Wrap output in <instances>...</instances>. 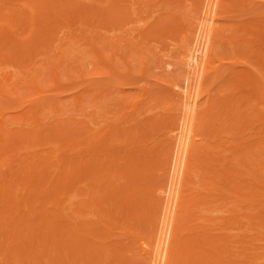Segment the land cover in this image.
<instances>
[{"label": "rangeland", "instance_id": "1", "mask_svg": "<svg viewBox=\"0 0 264 264\" xmlns=\"http://www.w3.org/2000/svg\"><path fill=\"white\" fill-rule=\"evenodd\" d=\"M2 1L3 0L0 1V7H1L0 8V24L9 25V23H10L9 32L11 34L10 33L5 34L6 31H4V33H1L3 35L4 34L6 35V37L4 36V38H6L7 41H5L3 36H1L0 38H3V39H0V40H2V41H0V47H2L1 42L5 41L4 43H7V44L5 45L6 48L3 49V47H2V51L0 52L3 54V56H4L3 58H5L4 60H1L4 62L0 63V73H3L5 76H7L8 73H12V75L18 74L21 77L20 78L21 81H18L20 83H18V84L16 83V85L11 84L10 83V82H12L11 80L12 79L14 80V78L11 77L9 82H7V84L10 83L11 86L10 87L7 86L8 91H6L7 88L5 87L6 88L4 90L5 94H2L5 96V98L0 93V108L3 111V112H0V116L2 118L3 113H4V115L6 114L5 117H9V120L7 121L8 124L5 121V119H3L4 117L2 119H0V120H2V122H4V124L6 123V125H5L6 127H4V128L0 127L1 128L0 129V135L2 137H4L3 138L4 140L9 139L10 135L13 134L12 131H14V133H15L16 130H18V129L22 130L23 129V131L27 130L28 132L30 130V131H32V133L34 132V134H35V131H38L37 133L39 135L41 134V131H42V134L40 136H42L44 132H45L44 135L51 133V134H49V136H51V137L46 135L45 140H47L48 137H49V140L50 139L52 140V141L50 140V142L48 144L47 141L44 142V139H43V142L47 143V144L42 146L41 143H43V142H40L42 140V138L39 141V143L38 142L36 143L37 140L34 141L33 144H36V145H32V143H30V145H27L26 143H28V141H27L28 139L26 140L25 136H24V139H22L21 142L19 140L18 143H14L16 141H13L11 139L13 141V143H10V145L11 144H13L14 146L17 145L18 148H20L21 145H23V146L25 145V147L23 148L24 150L19 149V150L23 151L22 153H20L21 157L20 156L16 157L15 153L13 155V150H15L14 149L15 147H13V148L11 146L7 147L8 149H6V151L10 152L11 157L8 158V156L5 155L6 158H4V160L2 158L3 162H2V160H0V166H1V168H0V185L2 186V190L4 187L2 184H4V185L7 184L8 186L4 187V190H5V188L8 187L9 188V190L7 188L8 192L12 193V191H11L12 186L13 187L15 185L17 186L18 184H16V183H19V182H17V180L18 181L22 180L25 183L26 182L24 179L25 177L22 178V177H17V176H20V174H23L26 171V170L22 171V169L24 168L23 167L24 164H25L24 166L26 167L28 172H30V173L34 172L35 173L36 170L38 169V167H36V165L33 166L31 164H32V161L36 164V162H35L36 159L39 162L40 161L42 162V160L47 159V160H45V162L43 161L41 163L42 165H40V168H44V171H46L48 169L49 171H46L45 175L47 174L50 177H55V179L57 177L56 175L59 174V176H60L59 178H61L62 180L59 179L60 181L56 185H58L59 187H61V185H62V188H64V186L67 185V184L65 185V183L68 182V179L70 180V178H66L65 176L71 175V174H65V176H64L63 171H65L67 169V172H68V169L70 170L72 163L74 166H76V165L83 166L85 164L87 165V163L88 164L91 163V164H93V167H96V168H98V167L104 168V166L106 165V167L108 169L106 167L105 168L108 171H110L109 170L110 167L113 166L112 163L116 164V162H117L116 165L118 166V164L121 165L123 162H125L124 163L125 165L124 164H122V165L124 166V168L126 166L125 170H127V173H128V166L130 165V163H132V161H134V160H138V161H134L135 167H134V162L132 163V165H130L131 167L129 166L131 168L130 171L133 170L132 172L134 174L131 172L133 174L132 175L129 172L130 176L129 175L127 176L126 175L127 173H126L125 175H122V176H124L123 178H121L122 176L120 177L118 175L120 178H117V180L119 179L118 181L122 182V185H121V183H118L117 184L119 186L118 187V186H116V182H118V181L115 180V181H113L114 183L110 181L112 183V185L115 184L113 186V188H111V189L106 188V186L110 184V183L108 184L107 180L109 181L110 179H112V177L110 176V173L107 176H110L111 178L106 176V172H108V171H106L105 174L102 173L101 176H103V177H101V176H98V175H100L98 173V171L96 173V170H98V169L93 168V170H95V175L98 174L96 176L99 177V179H96V181L98 180L97 182H93L94 179L93 180L90 179V178H92L93 175L92 176L89 175L90 178H89V176L86 175L88 178L86 177L85 179L83 178L84 180L82 179L83 181H79L77 177H78V175H82V173L80 174V171L78 172V169H77V167H81V166H77V167H75L76 168L75 170L78 172V174H76V177H75V173L74 174L72 173L73 174L72 177H75V179H77L79 181L77 184L76 190L77 189L85 190L87 192V194L85 196H83V195L80 196V195L75 194V191L72 189L73 190V191L71 190L72 194H73V192H74V194L73 195L71 194L70 195L71 197L68 194V196L70 198L67 199V196H65L66 198L64 200V199H62V198H64L63 196L62 197L58 196L62 200L63 205H61V204L58 205L56 203L51 204L49 202H46L47 206H51V205L55 204L56 206L55 205H53V206L58 210L56 212L60 211V214H68L70 216L73 214L72 212H75L76 207L77 208L80 207V209H82L83 206H85V204H88L87 202L89 200L88 199L89 196H91V199H93V197H94L95 200H97L98 204L99 203L103 204L104 202L105 203L107 202V198L109 197L108 196L107 198H105L107 195H110V197L112 195V197H113V194H114V196H116V198H114L113 200L116 202L115 203H114V201H111V202H112V206L114 203L116 208L114 210H110L111 212L109 211V214L113 213V215H114V213L115 214L117 213L116 218L114 217V219H115L114 221H116V219H119V217H120V220H122L123 223H125V226L124 227L122 226V228H125L126 230H124L122 228H120V230H119V227H121L119 225H123L122 221L120 223H118V225H117L116 223H114V221L110 220V218H111L110 217V218H108V221L110 220V223L113 226V229L110 230V232H109L108 228L104 227L105 225H108V221L105 220L106 217L104 215L103 216L99 215L100 212H98V209H97L98 215H96L97 213L96 214L93 213V211H92L93 209H91L92 212L90 210L86 209V212H84L85 215H83V213H82L83 211H77L76 210L77 212H81L83 215V216L79 215L80 217L78 216L77 221L79 219L80 220L79 222L85 221L86 223H92V228H93L92 230H94V231L93 232L91 231V234H87V232L91 229H88L90 227L87 226V229H88V231H87V230H85L86 227H84L85 229H83V230H85L87 235L84 234L82 236V238H84L86 241H88V243L91 242L90 246L88 247L89 249L86 248L88 245L85 246V243H86L85 240H82V242H84V245L81 244L82 242L79 243V241H81V239L79 241L74 240L75 242H78L81 246L79 244L75 243L74 241H72L75 243V245L76 244L77 245L75 246V245L70 244L72 246L71 247L68 244L67 239L65 240V237H62L61 235H60L61 238H63V241H65V242L63 243L61 240H59L60 241V243H59L57 241L60 237L59 235H58V239H56V238L54 239V242L57 241L58 246H61V248H62L63 246L65 247L64 244H66V241H67V244H66L67 248H69L68 246L71 247L68 250H65V248H64L63 251H65V252H63V253H62V250L60 248H58L57 252L55 251V249H51L50 245L49 246L47 245V247L44 248L45 244L40 245V242L42 239L40 241H31L32 238L28 239L25 236L24 231H26V233L28 231V233H30V235L35 233L37 236H35V234H34V237H40V236H38L40 234L36 233L37 231H34V232L32 231V228H33L32 226L38 225L39 228H37V229L35 227L34 228L38 231L40 230V232L42 231L41 233L44 235V237L46 236L45 232L48 231V230L45 231V229H47V227L43 228L42 225H40L41 220L38 219L39 218L38 213H40V212L35 211V213H37V218H34V217H36V215L33 216L31 211L28 212L29 207L32 205L33 206L30 207L32 209H36L35 207H37L40 203L41 204L43 203L46 206V203H44L45 201L44 202H42V201L45 200L44 197L46 199L49 197L48 196V192H49L48 189L51 188L48 186L49 188L47 189L46 185H42L43 190L39 186L41 191L40 190L36 191V193H39V196H40L39 199L37 196L38 194L37 195L33 194L35 189H31L30 186L28 187V189H30V190L27 192H29V193L33 192L32 196L34 197V199H36L35 203H33V201H34L33 200L32 202H30L28 209L25 206L24 210H22L21 212H17V213L23 212L25 214L24 217L26 219H24V220H27V222L25 221L26 223L25 224L23 223L24 224L23 226L22 225L20 226L18 224L19 218H21V219L24 218L23 213L18 215V220H17L18 225L16 223H14V220H16V219H14L13 217L16 218V216L12 217L14 219V220L12 219V222L15 224L14 227L18 231L20 229H24V231L22 230L23 235L27 239V240H25L24 244L25 243L27 244L28 241H30V243H33L32 245L35 246V247H33L34 249L31 247L34 251H36L37 248H40L39 246H42L43 250L47 251V254L50 253L49 255H47L44 252V254H43L44 258L41 257V255H39L41 258L42 264H50V262H52L51 264H53L56 257H58L59 260H61V262H63L62 264H71V263H73V264H77V263L78 264H88L87 261H88V259L90 260V258L93 259V262H92V260H90L89 264H91V263L100 264L99 262H100V260L101 261L103 260L102 256L105 252L102 254V251H100V253H98V251H95V250H101L102 248H106V246H108V247L110 246L111 252H110V250H108L109 248L107 247L108 249L107 248L106 249L108 250V254H110V257L108 256V254H107V256H105V254H104V257H107L109 260L112 259L118 263L119 261H122L121 259H123L126 262L123 264H128V263L129 264H145V263H149L150 262V261H148V260H150L149 257H146L147 254H145L146 258H144V255H143L144 252L141 250L142 248H140L142 240H144L142 238H143V236H145L144 238H146V236L148 237L149 234H151V231L153 232L155 224L158 222L157 218L155 217V210L158 211L159 208L157 207L158 206L157 202L160 200H157L158 196L156 197V195H158L157 192L159 189L157 190L156 188H157V186L159 187L161 184H165L162 181H165L167 179L168 174L165 173L167 170H164V168L167 169V167H165L166 162H168L167 160L170 158L169 157L170 155L167 156L166 154H169L168 153V152H170L169 149L173 146V144L171 146V143H170L171 140H169L170 136L168 134L170 133V128L171 129L174 128V127H172L173 124H171L172 121H176L175 118H173V116L174 117L177 116L176 119H178V120L181 119V118H179L180 117L179 115L182 116V114L177 113V111L179 112V110H181V108H180L181 104L179 105V107H177L178 104L180 103L179 102L180 99L178 101L179 97L176 94V92L174 93L175 88L173 86L177 83L178 80L180 81V84H181L184 80V76H186V74H187V69L185 67L184 60H183V58L181 60L179 58H181V56L183 57V55L180 56V54L183 53V52H180L184 47L182 45L185 44V46H187L188 44H190V43H186V41L189 42V40H190V38H192V36L191 37L189 36L190 38L187 36L188 39L186 40V38H185V40L183 39L184 41H182V38L185 37L186 35L190 34L191 33L190 31H192V30H194V32H195L196 26H194L193 24H195V22H196V24H198L197 21L199 20V17L196 19V17H197L196 13L199 14L198 10H200V9H198L195 11V9H197V5H199V8L202 7L200 5H203V4H197V3H199V2L202 3L203 1L202 0H168V1L167 0H71V3H67V2H69L68 0H65V1L64 0L63 1L62 0H57V1L55 0V2L53 1L55 4L50 2V4L52 3L50 5V7L49 6L47 7V5H44V4L40 5V3H43V1L45 3L46 0H42V2H40L41 0H39V1L38 0H22V2H21V0H14V2H11L10 0L4 1V4L10 3L9 5L8 4L3 5ZM34 1L37 2L38 5H36V3H34ZM223 1L220 5L221 6L220 11L218 12L220 14L217 13L219 15L218 18H220V19L217 20V21H219L218 23L216 22L217 24L215 23L216 28L214 29V32L215 31L216 32L214 33L215 36H213L214 37L213 42L215 44H213V48H212V49H214V50H212V51H214V54L216 53V57L218 56L217 59L218 60L221 59L220 60L221 63L213 62L214 60L212 61L214 64L213 63H212V65L210 64L211 65L210 67H212V68L209 69L210 72L207 74L209 76L204 78V82L202 85L203 89L200 90L202 93V97L199 100L200 101L199 114L197 117L198 119H197V124L195 127L196 128L195 134L197 135L196 136L197 141H196L195 145L193 144L191 154H190V157H191L190 163H189L190 168H189L188 173H187V178H186V182H185V186H184V190H183V202H182V207H181L182 213L180 212L182 214L181 216L184 218L180 219V220H182L181 222H179L180 220L178 221L180 224H178L177 232H179L180 235H178V233H177V235H178V237L185 235L188 238L196 239V237L197 236L199 237V235L201 233L200 236L203 235L202 237H204L202 239H205V237H207V236H209V237L211 236L212 238L217 237L218 240H219V238H221L219 241L218 240H216V241L221 242L223 240L224 243H222L221 245H218L220 243L217 244V242H216V244L218 246H220V248H221L220 252L222 251V253H221L222 255L219 256L220 252L218 253V250H216L215 248L214 249L212 248V250H213L212 252H214L216 250L215 254L217 253L219 256L217 258L218 261L216 260V257H215V261H216V263L218 262V264H241V263L242 264H251V263H253V264H264V217H261L260 219H258V220H262V222L260 221L261 223L259 221L255 222V221H257L255 219H257L260 216H264V181H262V179H264V178H262V177H264V175H261L262 173H264V172H262V171H264V96H261V94H258V91L260 92V89H259L258 85L256 87V85H255L256 83L253 85L252 84L253 82L252 83L249 82V83H251V86L248 83V81H250V80L252 81V79H254V77H253L254 75H252L251 73L255 74V71L260 70V72H259V73H261L260 75L264 74V70H262V69H264V57H262V55H264V39H262V38H264V32H262V30H264V29H262L260 31V29L262 27H264V0H223ZM32 4H34V6ZM47 4L49 5V2H47ZM53 4L55 5V7H53ZM67 4H69L70 6ZM59 5H61V6H59ZM74 5L76 8L73 7ZM78 5L80 7H78ZM10 8H15V9H18L17 12L18 11L22 12V14H24V16H26L25 18L23 16L24 19H26L27 16L31 18L32 14L36 15V19L38 18L37 16L41 12H46V14L44 15V17L38 18L36 20V22L34 21L36 23V25H35L36 27L33 26V28H37V29H35L34 31H31V32H33L32 34L30 33V31L28 29H26L24 31V32H26L28 30L27 33H23L22 30H18L19 25H18V27H16L17 23L14 24L11 22V20H8L9 15L14 17V19H18V16H15V13L14 14L9 13L8 10ZM63 8L66 11H69L66 14H69V13L71 14V15H68V18L65 17L61 12H58V10L62 11ZM222 8H223V10H221ZM12 10L10 12H12ZM84 10H85V12H84ZM14 12H16V10ZM84 13L86 14V18H85ZM87 14L90 15V18ZM53 15H54V17L56 16V18L58 17V19L60 21L58 22L57 21L58 19L57 20L55 19L56 20V22H55V20L52 19ZM91 16L93 18H91ZM2 17H4V18L2 19ZM77 17L82 18V21H84L85 24L81 21L79 22L80 18L76 19ZM96 17H97V19L95 20ZM45 18H46V21H45ZM193 18L197 21H193L194 20ZM24 19H22L23 22L25 21ZM27 19H28V21H30L29 18H27ZM47 19H51V22H50V20H47ZM69 19H71L72 21ZM76 20H78V21H76ZM32 21H33V19H31V22ZM89 21H91L92 24ZM31 22H29L30 24L29 25L27 24V25L28 26L34 25V24H31ZM53 22H55V23H53ZM192 22H194V23H192ZM86 23H87V25H86ZM37 24H39V25H37ZM43 24H46V26H48V27H46ZM189 24H190V26H189ZM215 24H214V27H215ZM11 25H12V27H11ZM54 25H56V26L58 25L56 30H54L55 32L53 30H50L52 28L49 29V26L53 27ZM41 26L43 28H45V30ZM192 26L194 27V29L191 28ZM256 26H257V28H256ZM23 27H25V26H23ZM170 27H173V28L176 27L174 29H177V30H173V28L171 29ZM238 27H243V28L245 27L244 29H247L249 31V34H247V33L245 34V32H244L245 35H242L240 32L238 34V32H237ZM27 28H29L31 30L32 27L30 26ZM169 28L171 29V31H169V30L167 31V29H169ZM46 29H48V30H46ZM0 30H2V29L0 28ZM167 32H169V33H167ZM257 32H259V33H257ZM260 32L262 35L260 34ZM29 33L31 36H29ZM232 33L237 36V39L235 38L236 36H234ZM238 35H240V36H238ZM260 35H261V37H260ZM181 46H182V49L180 48ZM9 47H10V49H9ZM90 48H92L91 49L92 51L90 50ZM185 48H187V47H185ZM16 51H17V53H16ZM93 51L97 52V54ZM7 52L9 54H7ZM20 52H22V53H20ZM94 53L96 55H98L100 58L98 59V56H96ZM183 54H185V53H183ZM254 54H255V56L258 55L259 58H255ZM232 55L234 57L235 56L236 57L234 58V57H232ZM8 56L10 58H13V59H9ZM29 58H30V60H29ZM229 58L232 61L231 65L228 64ZM235 59L238 61V63H235ZM5 60H6V62H5ZM20 61H22V64ZM224 61H226V62H224ZM17 62L20 64V66ZM23 62H24V65H23ZM105 63L107 64L108 69L105 67ZM258 63H259V65H258ZM102 65H104V66H102ZM144 65H146V66H144ZM181 65H184L185 68L182 69ZM220 65H221V67H220ZM181 70H182V74L180 75L179 72H181ZM246 71L251 72V73L248 72L249 74L252 75V76H250V78L248 76L249 74L243 76L244 75L243 73L245 72V74H246ZM238 72L241 75H239ZM51 73H53V74H51ZM237 75H239L240 77L242 76L241 79H244L243 80L244 83L247 82L248 85L242 84L244 87L241 85L238 86V83H236V80L240 79V77ZM182 78H183V80H181ZM245 79H246V81H245ZM31 81L34 84H32ZM230 81L233 83H231ZM238 81L240 84L241 80H237V82ZM232 84H234V85H232ZM246 85L248 87H246ZM11 88H13V89H11ZM36 88L38 89V91ZM248 88H250V89H248ZM171 90H173V91L171 92ZM36 91L38 93H39V91L42 92V94H40L41 98H40V96L38 98V93H37V95L35 94ZM203 92H204V94H203ZM6 93H7V95H6ZM253 95L255 96V99H254ZM262 95H264V94H262ZM173 97H174V99H173ZM242 97L243 98L245 97L246 99L248 97L251 98L250 104L252 103V101H253V103L250 105V104H248L249 102L248 103L246 102L247 104H245L246 99L244 98V100H243ZM232 98H233V100L235 99L234 100L235 102L232 100ZM256 99L258 100V102ZM259 100L262 102L260 103ZM242 101H244L245 106L244 105L242 106V103H241ZM222 102L223 103L227 102L228 105L225 106V108L223 105H221L222 107L220 106L221 107L220 111L222 110V112H223V110H224V112L223 113L218 112V115H220V116H218L216 112L219 111V109L217 108L216 103L222 104ZM233 102H234V104H233ZM132 103H133V105H132ZM229 103L232 105H230ZM6 104H8V105H6ZM224 105H226V104H224ZM53 106L57 109V111L54 112ZM237 106H238V108H236ZM241 106H242V109H241L240 114L238 112L239 117L237 115H236L237 117L234 116V114H235L234 112L237 113V109H240ZM216 108H217V110H215ZM228 108H230V109H228ZM29 109L30 110L33 109V111L30 112ZM176 109H177V111H176ZM227 109L229 110V112ZM28 110H29V112H28ZM230 110L231 111L234 110V111L231 112ZM34 111H35V113H34ZM212 112H214L215 114ZM22 114H23V117L26 114H27L26 116L29 115V118H28L29 121H30L31 117H34V114L36 117V118L35 117L32 118L34 120H36L38 116L42 115V117H39V119L43 123L41 124V123L37 122L38 119L36 121L37 124H36V122H34V124H36V125H33L32 124L33 122L31 123V121H30L31 124L21 123L20 121H22V119H19V118H17V119H19L20 121L17 120L16 122H13L12 121L13 118H10L11 116L12 117L18 116V115L22 116ZM251 114H252L251 117L253 119H251V117H249ZM257 114H260V115L257 116ZM30 115H33V116H30ZM43 115L45 118L43 117ZM206 115H207V118H206ZM231 115H233V116H231ZM253 115L255 117H253ZM213 116H214V118H216V120L213 118ZM220 117L222 118V120ZM217 120H219V121H217ZM234 120L237 123H235ZM251 120H255V121H251ZM23 121H25V120H23ZM117 122H119V123L117 124ZM178 122H180V120ZM238 122H239V124H238ZM153 123L156 125L155 126L156 128L153 127L154 132L152 129V126H154V125H152ZM169 123H170V125H169ZM114 124H117V125L114 126ZM33 126H35V127L36 126L37 127L42 126V128L39 127L37 130V129H34L35 127H33ZM150 126H151V129H150ZM224 126H226V127L224 128ZM238 126H239V128H238ZM115 128H117V129H115ZM223 128L225 129L224 131H226L225 133L222 132ZM227 128H229V129H227ZM4 129H6L5 131L7 133L3 136ZM167 129L169 131L168 133H167ZM39 130H41V131L39 132ZM61 130H62V132H61ZM117 130L121 131V134H119L121 136L118 135ZM18 131H20V130H18ZM57 131H58V133H57ZM132 131H133L134 135H135V133L137 135L139 134L138 137H140V138L137 137L136 141L134 140V138L137 135H135V137H134V135L132 134ZM151 131H152V133H151ZM232 131H233V133H232ZM111 132H113L112 136L113 137L115 136V139H112V140H115L113 143H112V140H110V137L112 138V136L110 134ZM115 132L117 134H115ZM229 132L233 135H231ZM88 133L91 134V136L88 135ZM129 133H131L133 135V137H134V138L132 137L133 139H131L130 136H129L130 138L128 137ZM56 134H57V136H56ZM106 134L108 136L107 139L109 141H111L110 144H109V141H108V143L106 142L107 141L105 138ZM113 134H115V135H113ZM53 135H55V136H53ZM124 135L127 137L125 138ZM11 136L13 137V135H11ZM87 136H89V137L86 138ZM2 137L0 139H2ZM56 137H57V139H56ZM103 137L105 138L106 141L104 140ZM14 138H15V136H14ZM59 138H60V140L58 141ZM67 138L70 139V144L73 145V146H71V149H68V147H70V146H68L69 144H66L67 141L69 143V140ZM84 138H86V139H84ZM139 139L142 140V143H141V140H139ZM71 140L73 143H74V140L76 142L77 141L78 142L75 144H72ZM79 141L83 142V146L81 144H79ZM100 141H102L103 143L106 142L108 144L109 148L105 143L103 145L102 142H100ZM134 141L138 144H136ZM137 141H140V143ZM29 142H30V140H29ZM51 143L52 144L57 143V144L52 145ZM84 143L85 144L87 143V146H91L89 144L94 143V145H93V146H95L94 151L97 155L94 153V151L92 153H88V150H87L88 147L86 145H84ZM38 144H39V146H38ZM76 144H78V145L74 146ZM105 145H106V148L103 149L105 147ZM52 146H54V147L52 148ZM79 146H81L80 148H82L81 150H80V148H78L79 153H77L78 149L77 150L73 149V151H72V147L77 148ZM26 147H28L29 149ZM48 148H50V149H48ZM83 148H84V150H83ZM151 148H153V149H151ZM51 149H53L52 150L53 153L51 152ZM54 149L56 150L55 152H54ZM122 149H124V151ZM145 149H146V151H145ZM147 150H149L148 152H153V154L151 153L148 156V154L143 153V151L147 152ZM239 150H241V151H239ZM21 151H19V152H21ZM25 151L27 153H25ZM242 151L244 153H242ZM19 152H17V155ZM49 152H50L51 157H49L47 155ZM125 152L128 156L125 154ZM140 152L143 153V156L145 154L147 157L146 156L141 157L142 155H140V156L136 155V154H139ZM142 153H140V154H142ZM118 154H121V155H118ZM122 154H123V156H122ZM41 155L43 157H41ZM117 155L120 156V159H118V160L116 159V158H118ZM150 155H152V156H150ZM121 156L125 160L121 159ZM201 156H202V158H201ZM32 157H34L35 160ZM165 157L166 158L168 157V159L166 160ZM20 158H21V160H20ZM39 158L40 159L42 158V160H38ZM43 158H45V159H43ZM82 158H84L83 162H81L83 160ZM138 158H140V159H138ZM144 158H147V159H144ZM200 158L203 160L201 161ZM141 159H143L145 161V162L143 161L144 164L146 163L144 166H140L143 163V162L141 163V161H140ZM251 159H252V162H251ZM11 160L14 163H11L12 162ZM14 160H16V161H14ZM69 160L71 161V163L69 162ZM206 160H209L211 162V164L214 166V168L211 164H208L206 162ZM238 160H240V161H238ZM20 161H22V162L19 163ZM28 161H30V162H28ZM7 162L8 163L10 162L12 166L10 167L9 166L10 164H7ZM27 162L31 163V164H27ZM98 162H100V164ZM137 162H139L141 164L139 165V163H138V165H139L138 166V165H136ZM163 162H165V163L163 164ZM22 163H23V165H21ZM94 163L95 164L98 163L99 165L95 166ZM226 163H227V165H226ZM17 164H19L18 165L19 167L17 166ZM61 164L63 165V167L65 166L64 167L65 170H62V174H63L62 177H64V179L61 177L62 174L59 173V168L62 166ZM65 164H71V165H65ZM127 164H128V166H127ZM6 165L9 166L10 168L9 167L6 168ZM122 165L120 168H123ZM161 165H163V166H161ZM238 165H239V167H238ZM30 166H33L34 168H37V169H34L33 167L31 168ZM167 166H169V165H167ZM87 167H88V165H87ZM45 168H47V169H45ZM90 168H92V166ZM206 168L209 170H207ZM9 169H10V171H9ZM89 169H88V172L91 170V169L90 170ZM215 169H217L219 172ZM220 169H222V170H220ZM234 169H235V171H234ZM93 170H91V171H93ZM162 170L164 172L163 174L166 175L165 180H164V175H162ZM71 171H72V169H71ZM86 171H87V169H86ZM111 171H112L111 175H114L115 173L113 174V168ZM10 172L14 173V174H10ZM28 172L26 174H28ZM48 172H51V173L49 174ZM121 172H122V174H124L123 171L119 170V174ZM243 172H245V173H243ZM2 173H4V174L2 175ZM116 173H118V168H117ZM36 174H37V172H36ZM144 174H146V176H147L145 178L147 181L143 178L142 179L145 181L141 180V177ZM244 174H247V175L244 176ZM252 174H254V175H252ZM24 175H25V173H24ZM47 175L45 177H47ZM118 176L116 175V177H118ZM220 176H222V177L219 178ZM41 177L43 178V176H41ZM41 177H40V179H41ZM50 177H48L47 179H49ZM126 177L128 179L130 177L131 179L127 180ZM101 178L105 179V181L103 179L102 180L104 181V183H107L106 186L105 185L103 186L102 180H100ZM132 178H133V181H132ZM161 178H163V179H161ZM55 179L53 180V182L55 181ZM124 179H126V180H124ZM231 179L233 181H231ZM9 180L11 182H9ZM26 180H27V176H26ZM36 180H38V179H36ZM36 180L35 181L33 180V181L36 182ZM57 180H58V178H57ZM89 180H91V181H89ZM112 180H114V179H112ZM134 180L137 182H134ZM7 181L9 184L6 183ZM22 181H20V182H22ZM130 181H132V183H135V184H133V189L135 188L138 190L142 186L144 187V188L142 187L144 190V192H142V195L146 196L147 198L144 196L139 197L138 194L135 192V190L131 191L133 194H135L134 199H136V197H137L138 201L146 199L145 201H143L144 202L143 204H145V205H141L142 207L139 206V208H141V209L144 208V210L140 209V211H139L138 206H136L134 203L136 200L134 201V199H132V202H131V201H126L125 198H122V196L124 194L126 195L128 193V188H127V185H125V184L126 183L130 184L129 183ZM149 181H150V184H149ZM56 182L57 181H55L54 183H56ZM88 182L91 183L90 185H92V184L94 185L97 183L99 184V182L102 183V186H100L101 184H99L98 187H96V185H95V188L94 189L92 188V191L93 190L97 191L96 193L98 196H96L95 192L94 193L90 192V189L88 188L89 187ZM123 182H125V184ZM138 182H140L142 184V185L140 184L141 187L134 186V185H139ZM237 182H239V183H237ZM136 183H138V184H136ZM166 183H167V180H166ZM26 184H27V182H26ZM37 185H39V184H37ZM74 186H76V183ZM111 186H109V187H111ZM229 186H230V189H228ZM18 187L19 188L17 189V192H16L17 194L19 193V191H21L20 190L21 185ZM44 187L47 190L44 189ZM54 187H55V185H54ZM59 187L56 186V190ZM114 187H115V190H114ZM162 187H165V185ZM69 188L70 187H68V189H67L68 191H69ZM90 188H91V186H90ZM124 188H127V190ZM237 188H238V191H237ZM260 188H261V190H259ZM65 189H64V192L66 193ZM88 189H89V191H88ZM108 189H109V193L107 194L106 191H108ZM241 189H245V190H243L244 192ZM26 190L24 189V191H26ZM79 190H78V193H79ZM155 190L157 191L156 193L154 192ZM0 191H1V188H0ZM22 191H23V189H22ZM52 191H50V192L52 193ZM68 191H67V193H68ZM211 191H213V192H211ZM3 192H6V191H3ZM257 192H259V193H257ZM20 193L24 194V195L26 194V192L25 193L20 192ZM29 193H27V194H29ZM54 193H56V192H54ZM91 193H93V194H91ZM154 193H155V195H154ZM250 193H252L251 195L254 194L255 196L254 195L251 196ZM256 193L260 194V195L257 196ZM5 194L7 195V192ZM30 194H29V196H30ZM46 194L48 197L44 196ZM243 194H246V195H243ZM12 195H14V194H12ZM49 195H51V194L49 193ZM17 196L18 195H15V197H17ZM20 196L22 197V195H20ZM119 196L123 199V200L121 199L120 202L118 200V198H120ZM41 197H42V199H41ZM100 197L102 198L101 200L103 201V203L101 202ZM9 198H11V197H9ZM17 198H19V197H17ZM22 198L26 199V197H22ZM245 198L247 201L244 200ZM253 199H255V201ZM10 200H12V199H10ZM63 200L65 202H63ZM109 200H110V198H109ZM84 201H86V203ZM189 201L192 203L193 206L190 205L191 203ZM4 202L5 201H3V203ZM83 202H84V204H83ZM90 202H92V201L90 200ZM97 202L94 201V203H97ZM11 203H14V202H11ZM15 203H16V200H15ZM77 203H78V205L76 206ZM22 204H24V203H22ZM110 204H109V206H111ZM126 204H128L127 208H126V206H127ZM132 204H134L135 206L133 205L132 209H128V208H131L130 205H132ZM139 204H141V202ZM1 205H2V203H1ZM1 205H0V208H1ZM13 205L15 206V204H13ZM94 205H92V206L96 207V205L95 206ZM45 206H44L43 210L41 209L42 211L47 210V208H45ZM53 206H51L49 208V210H50L49 214L50 215L53 214L52 210H55V209H53ZM87 206L92 207L90 204H88ZM109 206H108V208H109ZM112 206H111V208H112ZM183 206H184V208H183ZM2 207H3V205H2ZM119 207H122V208H119ZM133 207H135V209ZM159 207H160V205H159ZM23 208L21 207V209H23ZM40 208L41 207H39V209ZM156 208H158V209H156ZM161 208H162V205H161ZM126 209H128V210H126ZM136 209H137V211H136ZM1 210H2V208L0 209V212H2ZM6 210H9V208ZM104 210H106V209H104ZM104 210H103V212H104ZM122 210L123 211L125 210L128 212L130 210H132L135 212L134 215L138 212L141 213V215L138 216V221L134 220V219H132L133 221L132 220L130 221V219H128L129 221H126V219L124 217L125 211L123 213ZM11 212L13 213V211H11ZM103 212H101V213L103 214ZM183 212H185V213L183 214ZM8 213H7V215H8ZM75 213L73 214V216L76 219L77 213L76 214ZM106 213H107V211H106ZM142 213H144V215ZM159 213H161V211ZM191 213L193 215L192 217H191ZM185 214H187V215H185ZM107 215H108V213H107ZM113 215H112V218H113ZM119 215H121V216L123 215V218L125 220H123L122 217ZM158 215L160 216V214H158ZM188 215H190V217ZM254 215L255 216L257 215L256 218ZM258 215H260V216H258ZM8 216H10V215H8ZM53 216H55V213L53 214ZM141 216H146L147 219H144V217H142L141 219L142 220L144 219V220L143 221L140 220L141 221L140 222L139 217H141ZM148 217H149V219H148ZM253 217L255 218L254 220H253ZM53 218H57V217H53ZM67 218L68 217L66 216L65 219H67ZM126 218H127V216H126ZM133 218H137V214H136V217L133 216ZM185 218L188 221H190L191 224H189L190 222L189 223L187 221L185 222L184 221V220H186ZM0 219H1V217H0ZM45 219H43V220H45ZM9 221L10 220H8L7 222H3L2 224L0 221V229L3 227V230H4L3 233H6L5 235H6L7 239H10L12 235L16 234L15 232H13V231H15V229L13 231L12 230L10 231V228L8 226L9 231H10L9 232L8 228L5 226L4 223H6V225H7L9 223ZM32 221L34 222V225H32ZM68 221H70V220H68ZM135 221H136V224L134 223ZM46 222L49 224L50 227L55 225V222L52 221V218L51 219L47 218ZM93 222L95 224H93ZM138 222L141 223L140 226L139 225L136 226ZM187 223L189 225L185 226ZM3 224H4V226H3ZM26 224H27V228H25ZM68 224L70 225V223H68ZM81 224H82V222H81ZM183 224H185L184 225L185 227H183V230H181L179 227L182 228ZM126 225H127V227H126ZM11 226H13V224L10 225V227ZM77 226L78 225H74V223L71 225V227L72 228L75 227V229ZM100 226H101V229L105 230L108 233L107 234L103 231L105 234H107L106 235L107 237H105V235L102 238L98 237L99 233L97 231L99 230ZM28 227H30V229H28ZM58 227H60V226H58ZM4 228L5 229L7 228L6 231ZM11 228L13 229V227H11ZM72 228H71V231L74 232L75 229H73L74 230L73 231ZM200 228H201V230H200ZM203 228L206 230H204ZM197 229H199L200 231ZM121 230H122V232H121ZM178 230H180V231H178ZM22 231L20 230V233ZM57 231H58V228H57ZM12 232H13V234H12ZM66 232H68V231H66ZM85 232L83 231V233H85ZM132 232L135 234L131 235ZM9 233L12 235H10ZM77 233H78V231H77ZM79 233H81V232H79ZM49 234H50V232H49ZM115 234H118V235H115ZM128 234H130L131 236ZM5 235L0 233V238H2V237L5 238ZM64 235H66V233ZM189 235H191V236H189ZM204 235H206V236H204ZM69 236H68V238H69ZM71 236L73 238L75 235L74 236L71 235ZM126 236H128L129 238ZM185 236H183V237H185ZM49 237L48 238L46 237V241H48L47 239H50ZM242 237H243V239H242ZM151 238H153V236H151ZM214 238H213V241H215V239H216V238L215 239ZM24 239L25 238H23L22 241ZM107 239L109 242L107 241ZM140 239H141V241H140ZM146 239L149 240L150 237L146 238ZM202 239L200 238V240H202ZM207 239H208V237H207ZM1 241H3V238L0 239V242ZM13 241H11V243ZM17 241H18V239H17ZM22 241H20L21 244H22ZM50 241L52 242L51 244H55L52 239H50ZM202 242H204V241H202ZM4 243H5V241H4ZM11 243L9 241V244H11ZM212 243H214V242H212ZM0 244L2 245L3 242H1ZM120 244H121V246H120L121 248H122V246L125 247L127 257L125 256V254L118 253V252L122 251V250H120V251L118 250L119 249L118 246ZM216 244H214V245H216ZM224 244H225V246H224ZM1 245H0V254H1L0 255L1 256L0 257V261H1L0 264H2V263L6 264L5 259L9 256H7V254L5 252H3L4 250L1 248H3L4 246H1ZM8 245H7V247H9ZM19 245L20 244L18 243L17 246H19ZM29 245H31V244H29ZM94 245L97 246L98 248L99 247H101V248L95 249L92 251L91 247L92 246L94 247ZM204 245H205V243H204ZM228 245L230 246V248L228 247ZM12 246L10 247L11 249H12ZM17 246L15 245V247L17 248L16 250H15V247L13 248L17 254L15 253V251H13V249L12 250L9 249V251L14 252L16 254V256L18 257L19 256L18 252L20 250H18ZM54 246H56V244ZM77 246L79 247V250L83 246H85L84 248H86L87 250L82 248V249H84L83 252L86 253V251H87V253L89 252L88 253L89 255L86 256L87 255V253H86V255L83 254V257H82L78 253V247ZM103 246H105V247H103ZM114 246H116L117 248L114 249ZM218 246L216 248H218ZM221 246L223 248L226 247L225 248L226 250L224 253H223L224 250ZM20 247L22 248V251L20 252V254H22L24 256L26 255L25 256L26 258L24 257L25 260L27 259L28 254L30 255L32 252L34 253V251L29 250V248H30L29 246H28L29 248L27 246L25 247V249L28 248V251L23 250L22 246H20ZM211 247H212V245H211ZM52 248H54V247L52 246ZM74 248H75V250H77V252H74L75 257L72 255L73 253H71V250L74 251ZM94 248H96V247H94ZM7 250L8 249H6L5 251H7ZM69 250H70V252H69ZM81 250H80V252H81ZM88 250H90V251H88ZM107 250H105V251H107ZM204 250L202 249L201 253H199V255L201 257H202L201 254ZM29 251H31V252L29 253ZM22 252H24V254ZM241 252H242V254H241ZM14 253H12V255ZM38 253H40V252H38ZM67 253H69L68 255H71V256H68ZM32 254H31V256L33 257L35 253L33 255ZM97 254H99L98 256L101 259L97 258L98 257ZM100 254H102V255L100 256ZM5 255H6V257H4ZM12 255H11V257H12ZM46 255H47V257L45 258ZM50 255H51V257H50ZM55 255H56V257H55ZM199 255H195L196 259H197V256H199ZM37 256L38 255L36 254L35 257H37ZM48 256H49V258H48ZM93 256L96 257L97 260H95L93 258ZM171 256L173 257V254ZM204 256H203V258H204ZM11 257H9V259ZM32 257H29L28 260L31 258V260L34 261L33 262V264H34L36 262L34 259H36V258L33 259ZM53 257H55L54 261H52L53 259H51ZM70 257H73L74 259L79 257L83 261L78 262L80 260V259H78V261L76 260V262L74 261L75 262L74 263L73 259H70L72 261H69L68 258H70ZM115 257H117L119 259V261L116 260ZM249 257L252 258V260L254 258V261L252 262V260H249V261H247L248 263H246V260H248ZM12 258L13 259L15 258L14 255ZM20 258H21V255H20ZM20 258L18 257L17 259H20ZM40 258H39V260H40ZM126 258H128V259H126ZM210 258H211V256L208 259L209 261L207 260V262H205L206 264L210 263V260H211ZM230 258H231V260H230ZM9 259L7 258L6 260L8 261ZM21 259H22V262H24L22 264H25V263L30 264L31 263L30 262L31 260H29V263L23 261L24 260L23 256ZM85 259H87V261ZM98 259H99V261H98ZM108 259H107V261H108ZM145 259L147 260V262H145L146 261ZM56 260L59 264H61L58 259H56ZM174 260H175V258H174ZM174 260L172 259V262H173L172 264L176 263ZM10 261H11V259H10ZM124 261H122V262H124ZM212 261H214V260H212ZM57 262L55 261V263H57ZM8 263H9V261L7 262V264ZM17 263H15V261L13 262V264H17ZM20 263H18V264H20ZM103 263H104V261H103ZM107 263H109V262H107ZM117 263L113 262V264H117ZM205 263L203 262V264H205ZM211 263H214V262H211ZM10 264H12V263H10ZM120 264H122V263H120Z\"/></svg>", "mask_w": 264, "mask_h": 264}, {"label": "bare ground", "instance_id": "2", "mask_svg": "<svg viewBox=\"0 0 264 264\" xmlns=\"http://www.w3.org/2000/svg\"><path fill=\"white\" fill-rule=\"evenodd\" d=\"M1 1V0H0ZM4 1H6V0H3L2 2H3V5H9L10 3H5L4 4ZM11 2H14V0L12 1V0H10ZM39 1V0H38ZM55 2V0H46V4L44 3V1H43V3H40V5H42V4H44V5H47V7L49 6L50 7V5L52 4V3H54ZM57 1V0H56ZM63 1V0H62ZM65 1V0H64ZM69 2H67V3H71V0H68ZM168 1V0H167ZM203 2L202 3H197V4H203V5H200V6H202V7H200L199 8V5H197V9H195V11L196 10H198V9H200V10H198V13L199 14H197L196 13V19L199 17V22L197 21V20H195L194 18V20L193 21H197V23L198 24H196V22H195V24H193L194 26H196V28H195V32H194V30H192V29H194V27L192 26L191 28V30L192 31H190L189 33L190 34H188V35H186L185 37H183L182 38V41H184L185 40V38H186V40L188 39L187 38V36L189 37H191L192 36V38H190V40H189V42L188 41H186V43H190V44H188L187 46H185V44L184 45H182V46H184L183 47V49H182V46L180 47L181 49V51L180 52H183V53H185V54H180V56L181 55H183V57L181 56V58H179L180 60L183 58V60H184V64H185V67H186V69H187V74H186V76H184V80H183V78L181 79V80H183V82L180 84V81L178 80L177 81V83L173 86L175 89V91H174V93L176 92V94L178 95V101H179V99H180V103L178 104V106L177 107H179V105H180V108H181V110H179V112L177 111V109H176V111H177V113H180V114H182V116L181 115H179L180 117L179 118H181V119H179L180 120V122H178L179 120L178 119H176L177 118V116L176 117H174L173 116V118H175V120L176 121H172V123L171 124H173V126L172 127H174V128H170V133L168 134L170 137H169V140H171L170 141V143H171V146H172V144H173V146L169 149L170 150V152H168L169 154H166L167 156H169L170 158L168 159V157L166 158V160L168 161V162H166V166L165 167H167V169L166 168H164V170H167L165 173H167L168 174V176H167V183H166V180H165V177H166V175H164L163 173V170H162V175H164V180L165 181H162L163 183H165V184H161L159 187L157 186V190H158V192L155 190L154 192L156 193L157 192V194L158 195H156V197L158 196V198H157V200H160V201H158L157 203H158V208H156V209H158V211L157 210H155V217L157 218V223L155 224V227H154V229H153V232L151 231V234H149V236L147 237L146 236V238H149L150 237V239L149 240H147L146 238H144L145 236H143V238L142 239H144V240H142V243H141V247L140 248H142L141 250L144 252V258H146V257H149V259L150 260H148V261H150L149 263L150 264H172L173 262H172V259L174 260V258H175V264H203V262L205 263V262H207V260L209 259V257L211 256V260H210V263L209 264H218V262L216 263V261H215V257H216V260H217V258L220 256V255H222L221 253H222V251L220 252V250H221V248H220V246H218V245H221L222 243H224V241L222 240L221 242H218L221 238H219V240L217 239V237H213L214 239H215V241H213V238L210 236H207L208 237V239H207V237H205V239H202V238H204V237H202V236H200L201 235V233H200V235H199V237L197 238L196 237V239H194V238H188L187 236H185V235H183V236H185V237H183V236H179L178 237V235H180L179 234V232H177V227H178V224H180L179 222H181L182 220H180V219H182V218H184V217H182L181 215V207H182V202H183V190H184V186H185V182H186V178H187V173H188V170H189V168H190V154H191V150H192V146H193V144L195 145V143H196V141H197V135L195 134V127H196V124H197V117H198V114H199V106H200V99H201V97H202V93H201V91L200 90H202L203 88H202V85H203V82H204V78L205 77H208L209 75H207L209 72H210V68H212V67H210L211 65H212V63L213 62H218V63H221V59L220 60H218L217 59V57H216V53L214 54V51H212V50H214V49H212L213 48V44H215L214 42H213V39H214V37L213 36H215L214 35V33L216 32H214V29L216 28V24L219 22V21H217L218 19H220V18H218V14H220V13H218L219 11H220V8H221V3H222V1L223 0H202ZM21 2H22V0H21ZM25 2V1H24ZM40 2H42V0L40 1ZM47 2H49V5L47 4ZM50 2H52L51 4H50ZM224 2V1H223ZM34 3H36V5H38V3L37 2H35L34 1ZM55 4V3H54ZM53 4V7H55V5ZM60 4V3H59ZM73 4V3H72ZM78 4V3H77ZM33 6H34V4H32ZM62 5V4H61ZM61 5H59V6H61ZM67 5H69V4H67ZM80 5V4H79ZM78 5V7H80ZM63 6V5H62ZM70 6V5H69ZM73 7H75V5L73 6ZM1 8V7H0ZM76 8V7H75ZM82 8V7H81ZM3 9V8H2ZM13 9V10H12ZM84 9V8H83ZM12 10V12H10ZM16 10V12H14ZM17 10L18 9H15V8H10L8 11H9V13L11 14V13H15V16H18V19H14V17H12V16H8V20H11V22L12 23H14V24H16L17 23V25H16V27H18V25H19V27L21 28H19L18 27V30H22L23 31V33H27V31L29 30L30 31V33L32 34L33 32H31V31H34L35 29H37V28H33V26L34 27H36L35 25H36V20L38 19V18H40V17H44V15L46 14V12H41L37 17V19H36V15H33L32 13V15H31V18L30 17H28L27 16V18H29V20L30 21H28V19L26 20V19H24L26 16H24V14H22V12H20V11H18L17 12ZM86 10V9H85ZM85 10H84V12H85ZM221 10H223V8L221 9ZM45 11V10H44ZM64 13H63V12ZM62 11L60 10H58V12H61L65 17H67L68 18V15H71L70 13L69 14H66L67 12H69V11H66L64 8L62 9ZM81 11V10H80ZM21 13V14H20ZM44 13V14H43ZM218 13V14H217ZM48 14V13H47ZM66 14V15H65ZM76 14V13H75ZM83 14V13H82ZM85 14V13H84ZM50 15V14H49ZM52 15V14H51ZM88 16H89V18H90V15L89 14H87ZM5 16V15H4ZM23 16H24V18H23ZM73 16V15H72ZM75 16V15H74ZM33 17V18H32ZM52 17V16H51ZM50 17V18H51ZM84 17V16H83ZM195 17V16H194ZM4 17H2V19H3ZM35 18V19H34ZM80 17H77L76 19H79ZM85 18H86V14H85ZM91 18H93L92 16H91ZM22 19H24L25 21L23 22L22 21ZM31 19H33V21L31 22ZM52 19H58V17L56 18V16L54 17V15H53V18ZM74 19V18H73ZM97 19V17L95 18V20ZM47 20H50V22H51V19H47ZM56 20H55V22H56ZM69 20H71V19H69ZM68 20V21H69ZM94 20V19H93ZM7 21V20H6ZM17 21V22H16ZM35 21V22H34ZM39 21V20H38ZM45 21H46V18H45ZM53 21V20H52ZM58 22L60 21L59 19L57 20ZM65 21V20H64ZM67 21V22H68ZM72 21V20H71ZM76 21H78V20H76ZM83 22L84 24H85V22L84 21H82V18H80V20H79V22ZM221 21V20H220ZM4 22V21H3ZM20 22V23H19ZM22 22V23H21ZM29 22H31V24H34V25H30L32 28H31V30L29 29V28H27V27H30V26H28L30 23ZM55 22H53V23H55ZM57 22V23H58ZM88 22V21H87ZM89 22H91V21H89ZM217 22V23H216ZM7 23V22H6ZM25 25H24V24ZM82 23V24H83ZM94 23V22H93ZM192 23H194V22H192ZM216 23V24H215ZM28 24V25H27ZM47 24V23H46ZM46 24H43V25H45L46 26ZM80 24V23H79ZM91 24H92V22H91ZM95 24V23H94ZM214 24H215V27H214ZM37 25H39V24H37ZM42 25V24H41ZM86 25H87V23H86ZM257 25V24H256ZM9 26V27H8ZM23 26H25V27H23ZM55 26V27H54ZM53 27H50L49 26V29L50 28H52V29H50V30H56V28H57V26L56 25H54ZM189 26H190V24H189ZM241 26V25H240ZM258 26V25H257ZM257 26H256V28H257ZM260 26V25H259ZM11 27H12V25H11ZM42 27V26H41ZM46 27H48V26H46ZM255 27V26H254ZM0 28L2 29V30H0V37L1 36H3V38H4V36L6 37V33H10L9 32V30H10V23H9V25H3V24H0ZM14 28V27H13ZM43 28V27H42ZM54 28V29H53ZM171 29L173 28V27H170ZM167 29V31L169 30V31H171V29ZM174 28H176V27H174ZM173 28V30H177V29H174ZM245 28V27H244ZM243 27H238L237 28V32H238V34H239V32L242 34V35H245L246 33L247 34H249V31L247 30V29H244ZM261 28V27H260ZM259 28V29H260ZM26 29H28L26 32H24ZM44 30H45V28H43ZM262 29H264V27H262L261 29H260V31L262 30ZM46 30H48V29H46ZM250 30V29H249ZM4 31H6L5 32V34L3 35V34H1V33H4ZM165 31V30H164ZM163 31V32H164ZM252 31V30H251ZM52 32V31H51ZM55 32V31H54ZM53 32V33H54ZM166 32V31H165ZM235 32V31H234ZM244 32H245V34H244ZM253 32V31H252ZM251 32V33H252ZM255 32V31H254ZM262 32H264V30H262ZM30 33H29V36H31L30 35ZM167 33H169V32H167ZM257 33H259V32H257ZM11 34V33H10ZM194 34V35H193ZM233 34V33H232ZM231 34V35H232ZM240 34V35H241ZM260 34H261V32H260ZM234 35V34H233ZM240 35H238V36H240ZM262 35V34H261ZM261 35H260V37H261ZM184 36V35H183ZM234 36H236V35H234ZM247 36V35H246ZM3 38H0V39H3ZM12 38V37H11ZM236 39H237V36L235 37ZM5 39V41H7L6 40V38H4ZM184 39V40H183ZM260 39V38H259ZM262 39H264V38H262ZM0 41H2V40H0ZM4 41V42H5ZM215 41V40H214ZM257 41V40H256ZM4 42H1V45H2V47H3V49H5L6 47H5V45L7 44V43H4ZM25 42V41H24ZM236 42V41H235ZM9 43V42H8ZM92 43V42H91ZM4 44V45H3ZM2 47H0V52L2 51ZM16 47V46H15ZM92 47V46H91ZM185 47H187V48H185ZM14 48V47H13ZM250 48V47H249ZM252 48V47H251ZM9 49H10V47H9ZM15 49V48H14ZM92 48H90V50H91ZM8 50V49H7ZM12 50V49H11ZM10 50V51H11ZM92 51V50H91ZM93 52H95V51H93ZM5 53V52H4ZM16 53H17V51H16ZM20 53H22V52H20ZM96 54H97V52H95ZM94 53V54H95ZM256 53V52H255ZM258 53V52H257ZM261 53V52H260ZM1 55H0V61L1 60H4L5 58H3L4 56H3V54L2 53H0ZM6 54V53H5ZM7 54H9L8 52H7ZM95 54V55H96ZM248 54V53H247ZM100 55V54H99ZM10 56V55H9ZM8 56V57H9ZM12 56V55H11ZM96 56H98V55H96ZM254 56H255V54H254ZM257 56V57H256ZM255 56V58H259V56L258 55H256ZM19 57V56H18ZM232 57H234L233 55H232ZM236 57V56H235ZM234 57V58H235ZM262 57H264V55H262ZM3 58V59H2ZM100 57L98 56V59H99ZM221 58V57H220ZM227 58V57H226ZM233 58V59H234ZM9 59H13V58H10L9 57ZM23 59V58H22ZM25 59V58H24ZM97 59V58H96ZM16 60V59H15ZM29 60H30V58H29ZM179 60V61H180ZM214 60V61H213ZM229 60V62L231 61V59L229 58L228 59ZM18 61V60H17ZM24 61V60H23ZM104 61V60H103ZM213 61V62H212ZM258 61V60H257ZM260 61V60H259ZM4 61H1L0 63H3ZM5 62H6V60H5ZM21 62V64H22V61H20ZM98 62V61H97ZM181 62V61H180ZM224 62H226V61H224ZM228 62V64H230L231 65V63H232V61L229 63ZM18 63V62H17ZM111 63V62H110ZM235 63H238V61L235 59ZM261 63V62H260ZM19 64V63H18ZM211 64V65H210ZM214 64V63H213ZM225 64V63H224ZM262 64V63H261ZM23 65H24V62H23ZM109 65V64H108ZM258 65H259V63H258ZM19 66H20V64H19ZM102 66H104V65H102ZM144 66H146V65H144ZM223 66V65H222ZM22 67V66H21ZM24 67V66H23ZM105 67L107 68V64L105 63ZM109 67V66H108ZM181 67H182V69L183 68H185L184 67V65H181ZM220 67H221V65H220ZM253 67V66H252ZM261 67V66H260ZM104 68V67H103ZM259 68V67H258ZM108 69V68H107ZM253 69V68H252ZM257 69V68H256ZM261 69V68H260ZM247 70V69H246ZM255 70V69H254ZM258 70V69H257ZM262 70H264V69H262ZM261 70V71H262ZM250 71V70H249ZM248 71V72H249ZM107 72V71H106ZM247 71H246V74H245V72L243 73L244 75L243 76H245V75H248L249 73H251V72H249L248 73ZM260 72V70L259 71H255V74H253V73H251L252 75H254L253 77H254V79H252V81L250 80V81H248V83L249 82H253L252 84L254 85L255 83V85H256V87H257V85H258V87H259V89H260V92L258 91V94H261V96H264V95H262V94H264V74H262V75H260L261 73H259ZM82 73V72H81ZM100 73V72H99ZM110 73V72H109ZM180 73V75L182 74V70H181V72H179ZM51 74H53V73H51ZM238 74H239V72H238ZM251 74H249L248 76H249V78H250V76H252ZM7 75V74H6ZM239 75H241V74H239ZM239 75H237V76H239ZM25 76V75H24ZM29 76V75H28ZM52 76V75H51ZM54 76V75H53ZM83 76V75H82ZM179 76V75H178ZM11 77H13L14 78V80L12 79L11 81L12 82H10L11 84H14V85H16V83L18 84V83H20V82H18V81H21L20 80V76L17 74V75H12V73H8V75L7 76H5L3 73H0V93H1V95L2 94H5L4 93V90L7 88V86L8 87H10L11 86V84L10 83H8L7 84V82H9V80L11 79ZM235 77V76H234ZM240 77V76H239ZM24 78V77H23ZM57 78V77H56ZM242 78V76L240 77V79H237V80H241L240 82V84H239V81L237 82V80H236V83H238V86L239 85H241V86H243V85H245V84H247L248 85V83L247 82H245L244 83V79H241ZM180 79V78H179ZM232 79V78H231ZM230 79V80H231ZM54 80V79H53ZM52 81V80H51ZM228 81V80H227ZM245 81H246V79H245ZM231 82V81H230ZM243 82V83H242ZM31 83H32V81H31ZM231 83H233V82H231ZM251 83H249L250 84V86H251ZM30 84V83H29ZM32 84H34V83H32ZM31 84V85H32ZM243 84V85H242ZM232 85H234V84H232ZM246 85V87H248ZM6 87V88H5ZM244 87V86H243ZM253 87V86H252ZM10 89V88H9ZM11 89H13V88H11ZM37 89V88H36ZM173 89V88H172ZM248 89H250V88H248ZM34 90V89H33ZM170 90V89H169ZM6 91H8V88L6 89ZM35 91V90H34ZM37 91H38V89H37ZM36 91V95H37V92ZM173 90H171V92H172ZM249 91V90H248ZM253 91V90H252ZM255 91V90H254ZM40 94H42V92H40L39 91V93H38V98H39V96H40ZM203 94H204V92H203ZM6 95H7V93H6ZM201 95V96H200ZM2 96H4V95H2ZM9 96V95H8ZM254 96V95H253ZM11 97V96H10ZM4 98H5V96H4ZM40 98H41V96H40ZM43 98V97H42ZM177 98V97H176ZM209 98V97H208ZM234 98V97H233ZM233 98H232V100H233ZM243 98V97H242ZM245 98V97H244ZM244 98H243V100H244ZM262 98V97H261ZM173 99H174V97H173ZM246 99V98H245ZM250 99L251 98H247L246 99V101H245V104H247L248 102V104H250ZM254 99H255V96H254ZM209 100V99H208ZM215 100V99H214ZM217 100V99H216ZM220 100V99H219ZM235 100V99H234ZM233 100V101H234ZM257 100V99H256ZM43 101V100H42ZM132 101V100H131ZM260 101V100H259ZM39 102V101H38ZM176 102V101H175ZM182 102V103H181ZM209 102V101H208ZM220 102V101H219ZM235 102V101H234ZM234 102H233V104H234ZM247 102V103H246ZM256 102V101H255ZM257 102H258V100H257ZM262 101H260V103H261ZM131 103V102H130ZM214 103V102H213ZM242 103V106L244 105V101H242L241 102ZM240 103V104H241ZM252 103H253V101H252ZM251 103V104H252ZM217 105V108L219 109V111H217L216 113H217V115H218V112H222V110L220 111V109H221V105H223L224 106V108H225V106H227L228 104H227V102H225V103H223L222 102V104L220 103V104H218V103H216ZM224 104H226V105H224ZM230 104V103H229ZM236 104V103H235ZM250 104V105H251ZM6 105H8V104H6ZM132 105H133V103H132ZM173 105V104H172ZM202 105V104H201ZM215 105V104H214ZM230 105H232V104H230ZM220 108H219V107ZM242 106L240 107V109H237V113L236 112H234L235 114H234V116H238L239 114H240V112H241V109H242ZM245 106V105H244ZM3 107V106H2ZM251 107V106H250ZM53 110H54V112L55 111H57V109L53 106ZM213 108V107H212ZM217 108L215 109V110H217ZM223 108V109H224ZM236 108H238V106L236 107ZM172 109V108H171ZM201 109V108H200ZM228 109H230V108H228ZM227 109V110H228ZM258 109V108H257ZM0 110H1V108H0ZM30 110V109H29ZM29 110H28V112H29ZM246 110V109H245ZM260 110V109H259ZM27 111V110H26ZM25 111V112H26ZM31 111H33V109H31L30 110V112ZM38 111V110H37ZM213 111V110H212ZM231 111V110H230ZM234 111V110H233ZM233 111H231V112H233ZM0 112H3L2 110L0 111ZM174 112V111H173ZM223 112H224V110H223ZM222 112V113H223ZM228 112H229V110H228ZM238 112H239V114H238ZM27 113V112H26ZM34 113H35V111H34ZM44 113V112H43ZM210 113V112H209ZM212 113H214V112H212ZM254 113V112H253ZM41 114V113H40ZM176 114V113H175ZM215 114V113H214ZM256 114V113H255ZM254 114V115H255ZM6 115V114H5ZM5 115H4V113H3V116H2V118L3 119H5V121L7 122L8 120H9V117H5ZM27 115V114H26ZM26 115H24V117H23V114H22V116H20V115H18V116H11L10 118H13V122H16L17 120L18 121H20L19 119H22V121L23 120H25V121H20L21 123H29V124H31L32 122V124L33 125H36L37 124V122H39V123H43V122H41V120L39 119V117H42V115L41 116H38L37 117V119H38V121H37V119L36 120H34V119H32V118H34L35 117V114H34V117H31L30 118V121H31V123H30V121H29V115L28 116H26ZM177 115V114H176ZM212 115V114H211ZM224 115V114H223ZM229 115V114H228ZM253 115V117H255ZM260 114H257V116H259ZM30 116H33V115H30ZM37 116V115H36ZM218 116H220V115H218ZM231 116H233V115H231ZM236 116V117H237ZM252 116V114L249 116V117H251ZM256 116V117H257ZM43 117H44V115H43ZM216 117V116H215ZM239 117V116H238ZM1 118V116H0V119H2ZM7 118V119H6ZM17 118H19V119H17ZM36 118V117H35ZM45 118V117H44ZM206 118H207V115H206ZM213 118H214V116H213ZM218 118V117H217ZM221 118V117H220ZM233 118V117H232ZM235 118V117H234ZM215 120H216V118H214ZM251 119H253L252 117H251ZM258 119V118H257ZM260 119V118H259ZM34 120V121H33ZM40 120V121H39ZM220 120V119H219ZM219 120H217V121H219ZM221 120H222V118H221ZM220 120V121H221ZM231 120V119H230ZM37 121V122H36ZM232 121V120H231ZM251 121H255V120H251ZM34 122H36V124H34ZM178 122V123H177ZM234 122H235V120H234ZM240 122V121H239ZM239 122H238V124H239ZM38 123V124H39ZM119 122H117V124H118ZM176 123V124H175ZM214 123V122H213ZM231 123V122H230ZM235 123H237V122H235ZM251 123V122H250ZM7 124H8V122H7ZM117 124H114V126L115 125H117ZM151 124V123H150ZM222 124V123H221ZM6 125V123L4 124V122H2V120H0V127L1 128H4V127H6L5 126ZM147 125V124H146ZM149 125V124H148ZM152 125H154V126H152V129H153V132H154V128H156L155 126V124L153 123ZM169 125H170V123H169ZM168 125V126H169ZM175 125V126H174ZM236 125V124H235ZM38 126V125H37ZM35 127V126H33V127H35L34 129H37L38 130V128L40 127ZM87 126V125H86ZM120 126V125H119ZM234 126V125H233ZM241 126V125H240ZM149 127V126H148ZM154 127V128H153ZM170 127V126H169ZM214 127V126H213ZM217 127V126H216ZM223 127V126H222ZM226 126H224V128H225ZM0 128V129H1ZM40 128H42V126L40 127ZM109 128V127H108ZM222 129V132H226V131H224L225 129ZM233 128V127H232ZM238 128H239V126H238ZM242 128V127H241ZM88 129V128H87ZM115 129H117V128H115ZM149 129V128H148ZM150 129H151V126H150ZM218 129V128H217ZM227 129H229V128H227ZM3 130V129H2ZM6 129H4V132H3V136L7 133L6 131H5ZM18 130H20V131H18ZM18 130H16L15 131V133H14V131H12V133L13 134H11V135H13V137L10 135V138L9 139H3L4 137H2L1 135H0V138L2 137V139L5 141H3L2 139H0V160H2V158H3V160H4V158H6V156H8V158H10L11 157V155H10V152L9 151H6V149H8L7 147H15L14 149L15 150H13V155H14V153H15V155H16V157L17 156H20V153H22L23 151H21V150H24L23 148L25 147V145L23 146V145H21V147L20 148H18L17 147V145H13V144H11L10 145V143H13V141H16V142H14V143H18V141L20 140V142H21V140L22 139H24V136H25V139L28 141V143H26L27 145H30V143H32V145H36V144H33L34 143V141L35 140H37L36 141V143L38 142L39 143V141L41 140V138H42V140L40 141V142H43V139H44V142H46L47 141V143L49 144V142H50V140H49V137H51V136H49V134H51V133H48V134H46L47 136H49L48 137V139L47 140H45L46 139V135H44V133H43V137L42 136H40L41 134H42V131L41 130H39V132L41 131V134L39 135L37 132L38 131H35V134H34V132L32 133V131H30L29 130V132L26 130H24L23 131V129L21 130V129H18ZM109 130V129H108ZM156 130V129H155ZM56 131V130H55ZM113 131V130H112ZM146 131V130H145ZM26 132V133H25ZM61 132H62V130H61ZM100 132V131H99ZM148 132V131H147ZM169 131H168V129H167V133H168ZM17 133V134H16ZM21 133V134H20ZM25 133V134H24ZM30 133V134H29ZM53 133V132H52ZM56 133V132H55ZM57 133H58V131H57ZM112 133L113 132H111L110 134H111V136H112ZM117 133H118V135L119 134H121V131H119V130H117ZM116 132H115V134H117ZM145 133V132H144ZM151 133H152V131H151ZM230 133V132H229ZM232 133H233V131H232ZM15 134V135H14ZM33 134V135H32ZM60 134V133H59ZM98 134V133H97ZM115 134H113V135H115ZM131 133H129L128 134V137L130 136L131 137V139H133L134 137H135V135H137L136 133H135V135L133 134V131H132V134L134 135V137H133V135L131 134ZM166 134V133H165ZM231 134V133H230ZM20 135V136H19ZM27 135V136H26ZM88 135H90L91 136V134H89L88 133ZM95 135V134H94ZM104 135V134H103ZM109 135V134H108ZM139 135V134H138ZM138 135L134 138V140L136 141L137 139V137H138ZM146 135V134H145ZM231 135H233V134H231ZM14 136H15V138H14ZM30 138H29V137ZM38 136V137H37ZM53 136H55V135H53ZM56 136H57V134H56ZM106 137V140H105V138H104V140L108 143V136H107V134L105 135ZM117 136V135H116ZM119 136H121V135H119ZM118 136V137H119ZM141 136V135H140ZM166 136V135H165ZM19 137V138H18ZM59 137V136H58ZM65 137V136H64ZM68 137V136H67ZM89 136H87L86 138H88ZM102 137V136H101ZM124 137L126 138L127 136H125L124 135ZM129 137V138H130ZM133 137V138H132ZM232 137V136H231ZM40 138V139H39ZM69 138V137H68ZM67 138V139H68ZM86 138H84V139H86ZM95 138V137H94ZM121 138V137H120ZM128 138V139H129ZM138 138H140V137H138ZM143 138V137H142ZM234 138V137H233ZM13 141H12V140ZM16 139V140H15ZM56 139H57V137H56ZM112 139H115V136L113 137L112 136V138L110 137V140H112ZM117 139V138H116ZM29 140H30V142H29ZM32 140V141H31ZM49 140V141H48ZM60 140V138L58 139V141ZM69 140V143H68V141H67V143L66 144H69L68 146H70V147H68V149H71V146H73V145H71L70 144V139H68ZM76 140V139H75ZM74 140V143L72 142V140H71V143L72 144H75V143H77L76 141ZM78 140V139H77ZM139 140H141V139H139ZM11 141V142H10ZM52 141V140H51ZM115 140H112V143L114 142ZM134 141V142H135ZM41 143V145L43 146V145H45V144H47V143ZM57 142V141H56ZM87 142V141H86ZM100 142H102V141H100ZM106 142H104L107 146H108V144L106 143ZM110 142L111 141H109V144H110ZM130 142V141H129ZM137 142H139L140 143V141H137ZM104 143L102 142V144L104 145ZM133 143V142H132ZM136 143V142H135ZM141 143H142V140H141ZM52 144V143H51ZM57 144V143H56ZM55 143L54 144H52V145H56ZM79 144H81L82 146H83V142H81V141H79ZM98 144V143H97ZM129 144V143H128ZM127 144V145H128ZM131 144V143H130ZM136 144H138V143H136ZM147 144V143H146ZM13 145V146H12ZM78 144H76V145H74V146H77ZM84 145H86L87 146V143L85 144L84 143ZM89 145H91V146H87L88 148H87V150H88V153H92L93 151H94V147L95 146H93L94 145V143L93 144H89ZM106 145H105V147L103 148V149H105L106 148ZM132 145V144H131ZM134 145V144H133ZM38 146H39V144H38ZM50 147V146H49ZM54 146H52V148H53ZM81 146H79V147H77V148H75V147H72V151H73V149H75V150H77L78 148H80ZM90 147V148H89ZM98 147V146H97ZM130 147V146H129ZM141 147V146H140ZM17 148V149H16ZM26 148H28V147H26ZM31 148V147H30ZM60 148V147H59ZM108 148H109V146H108ZM142 148V147H141ZM144 148V147H143ZM149 148V147H148ZM19 149H21V150H19ZM29 149V148H28ZM48 149H50V148H48ZM82 148H80V150H81ZM133 149V148H132ZM151 149H153V148H151ZM172 149V150H171ZM17 150V151H16ZM26 150V149H25ZM52 150L53 149H51V152H52ZM64 150V149H63ZM83 150H84V148H83ZM82 150V151H83ZM98 150V149H97ZM107 150V149H106ZM109 150V149H108ZM123 151H124V149H122ZM131 150V149H130ZM19 151H21V152H19ZM28 151V150H27ZM56 150L54 149V152H55ZM79 151V149L77 150V153H79L78 152ZM122 151V152H123ZM140 151V150H139ZM145 151H146V149H145ZM145 151H143V153H145V154H148V156H149V154H153V152H148L149 150H147V152H145ZM168 151V150H167ZM239 151H241V150H239ZM17 152H19L18 153V155H17ZM48 152V151H47ZM66 152V151H65ZM136 152V151H135ZM237 152V151H236ZM25 153H27L26 151H25ZM53 153V152H52ZM94 153H95V151H94ZM93 153V154H94ZM140 153H142V152H140ZM136 154V155H142L141 157H144V156H146L145 154H144V156H143V153L142 154ZM238 153V152H237ZM240 153V152H239ZM242 153H244L243 151H242ZM96 154V153H95ZM124 154V153H123ZM123 154H122V156H123ZM125 154H126V152H125ZM124 154V155H125ZM6 155V156H5ZM49 157H51L50 156V152L47 154ZM92 155V154H91ZM97 155V154H96ZM118 155H121V154H118ZM117 155V157L118 158H116L117 160L118 159H120V156H118ZM127 155V154H126ZM206 155V154H205ZM236 155V154H235ZM5 156V157H4ZM39 156V155H38ZM116 156V155H115ZM114 156V157H115ZM122 156H121V159H124V158H122ZM128 156V155H127ZM126 156V157H127ZM150 156H152V155H150ZM21 157V156H20ZM41 157H43L42 155H41ZM94 157V156H93ZM147 157V156H146ZM31 158V157H30ZM34 160H35V158L34 157H32ZM151 158V157H150ZM201 158H202V156H201ZM200 158V160L202 161L203 159H201ZM209 158V157H208ZM43 159H45V158H43ZM83 160L81 161V162H83L84 161V158H82ZM96 159V158H95ZM135 159V158H134ZM138 159H140V158H138ZM144 159H147V158H144ZM149 159V158H148ZM237 159V158H236ZM240 159V158H239ZM3 160H2V162H3ZM6 160V159H5ZM13 160V159H12ZM11 160V161H12ZM20 160H21V158H20ZM38 160H42V158L40 159H38ZM45 160H47V159H45ZM45 160H42V162L44 161L45 162ZM49 160V159H48ZM101 160V159H100ZM125 160V159H124ZM165 160V161H166ZM210 160V159H209ZM209 160H206V162L208 163V164H211V162L209 161ZM9 161V160H8ZM14 161H16V160H14ZM120 161V160H119ZM134 161H138V160H134ZM134 161H132V163L134 162ZM141 161V163L144 161L143 159H141L140 160ZM148 161V160H147ZM221 161V160H220ZM238 161H240V160H238ZM22 161H20L19 163H21ZM28 162H30V161H28ZM27 162V164H31V163H28ZM35 162H36V164L32 161V164L31 165H33V166H35L36 165V167H38V169L37 168H34L33 166H30L31 168L33 167L34 169H37L36 170V172H37V174H36V172L34 173V172H32V173H30V172H28L27 171V169H26V167L23 165V163L21 164V165H23V167L25 168H23L22 169V171H24V170H26L24 173H25V175L27 176V180H26V176L24 175V173L23 174H20V176H17V177H22V178H24L25 179V181L27 182V184H26V182L24 183L22 180H20V181H22V182H20V181H18L17 180V182H19V183H16V184H18L17 186L15 185L14 187L12 186V189H11V191H12V193L11 192H8V190H9V188H8V190H7V188H5V190H4V187H6V186H8L7 184L6 185H4V184H2L4 187H3V190H2V186L0 185V188H1V191H0V205H1V203H2V205H3V207H2V205H1V208H2V212H0V217H1V219H0V221H1V224L3 223V222H7L8 220H10L9 221V223L6 225V223H4L5 224V226L8 228V226H9V228H10V231L12 230H14L15 229V231H13V232H15L16 234H14V235H12L13 234V232H12V234H10V235H12L11 236V238L10 239H7L6 238V233H3L4 232V230H3V227L0 229V233H2V234H4L5 235V238L4 237H2L3 238V241H1V242H3V244L1 245V246H4L3 248H1V249H3L4 251L3 252H5L6 254H7V256H9V257H11V255H12V253H14V252H10L9 251V249H11L10 247L12 246V249L15 247V245L17 246V244L19 243L20 245L19 246H17L18 247V250H20L18 253V257L20 258V255H21V258H22V256H23V259H24V257L26 256H24V255H22V254H20V252L22 251V248L20 247V246H22L23 247V250H27L28 251V248H29V250H31V251H34L33 249V247H35L34 245H32L33 243H30V241H28V243L26 244H24V242H25V240H27L26 239V237L28 238V239H31V241H40L41 239V242H40V245H44L45 244V246H44V248H46L47 247V245L49 246L50 245V247H51V249H55V251L57 252V250H58V248H60L61 250H62V253L63 252H65V251H63L64 250V248H65V250H68V249H70L72 246L71 245H75V243H77V244H79L80 242H82V240H85L84 238H82V236L84 235V234H86V232H85V230H87L88 231V229H91V230H89L88 232H87V234H91V231L93 232L94 230H92L93 228H92V223H86L85 221H81L82 222V224H81V222H79L80 220L78 219V221H77V218H78V216L80 215V216H83V215H85V213L84 212H86V209L87 210H90L91 211V209H93L92 211H93V213L94 214H96L97 213V209H98V212H103V210L104 209H106V210H104V212H103V214L101 213H99V215L100 216H105L106 217V221H108V218H112V215H113V213H110L109 214V211L110 210H114L115 208H116V206L114 205V203L116 202V201H114L113 199L114 198H116V196H114V194H113V197H112V195H111V197H110V195H107L105 198H107L108 196V198H107V202L105 203H103V201L101 200L102 198L100 197V200H101V202L103 203V204H98V202H97V200H95V198L93 197V199H91V196H89V200H88V204H90L91 206L92 205H96V207H89V206H87L88 204H85V206H83V210L82 209H80V207H76L75 209L77 210V211H83L82 213H83V215H82V213L81 212H77L75 209V212L77 213H75V212H72L73 214L75 213L76 215H77V217H76V219H75V217L73 216V214L72 215H68V214H60V211L59 212H56V211H58L53 205H55V204H53V205H51V206H53V209H55V210H52L51 212L54 214L55 213V216H53V214H51L53 217H57V218H53L50 214H49V208L51 207V206H47V203L46 202H49V203H56V204H58V205H63V203H62V200L58 197V196H60V197H64V198H62V199H64L65 200V196H67V199L68 198H70L71 196V194H72V191L74 190L75 191V194H77V195H83V196H85L86 194H87V192L85 191V190H79V189H77L76 190V188H77V184H78V182L79 181H83L87 176H89V175H93L92 176V178H90V176H89V178L91 179V180H93V182H97L96 181V179H99V177H97L96 175H98V174H96L95 175V170H93V168H96V167H93V164H91V163H87V165H88V167L90 168L91 166H92V168H90L91 170H93V171H91L88 167H87V165L85 166V165H83V166H81V165H76V166H74L73 165V163H72V165L71 164H65V165H71V168H70V170L68 169V172H67V169L65 170L64 169V167H63V165L59 168V173L60 174H62V170H65V171H63V174H64V176H65V174H71L70 176H65L66 178H70V180L68 179V182L67 183H65V185L66 186H64V188H62V185H61V187H59L58 185H56V184H58V182L60 181L59 179H61V178H59L60 176H59V174L58 175H56L57 177H56V179H55V177H50V176H48L47 174V177H45L46 175H45V172L46 171H49L47 168H45V169H47L46 171H44V168H40V165H42L41 163V161L39 162V161H37V159L35 160ZM47 162V161H46ZM69 162L71 163V161L69 160ZM95 162V161H94ZM128 162V161H127ZM145 162V161H144ZM144 162L141 164V163H139V162H137L136 163V165H138V163H139V165L140 166H144L145 164H144ZM222 162V161H221ZM251 162H252V159H251ZM11 163H14L13 161L11 162ZM11 163L9 162H7V164H10L9 166L11 167L12 165H11ZM17 163V162H16ZM25 163V162H24ZM38 163V164H37ZM99 164H100V162H98ZM95 164L94 163V165L95 166H97V165H99V164ZM105 163V162H104ZM103 163V164H104ZM119 163V162H118ZM122 163V162H121ZM125 162H123L122 164H124ZM132 163H130V165H132ZM162 163V162H161ZM165 162H163V164H164ZM168 163V164H167ZM248 163V162H247ZM44 164V163H43ZM78 164V163H77ZM82 164V163H81ZM91 164V165H90ZM102 164V163H101ZM113 164V166H111L112 168H113V174L114 175H111V170H112V168L110 167V171H108L107 169V167H106V165L104 166V168L102 167V168H96V169H98V170H96V173H97V171H98V173L100 174V175H98V176H101L102 175V173H104L105 174V172L106 171H108V172H106V176L110 173V176L112 177V179H114V180H112V179H110L109 181L107 180V182H108V184L109 185H107V183H104V181H105V179H103V178H101L100 180H102V183H103V186L105 185H107L106 186V188H109V189H111V188H113V186L115 185H112V183L111 182H113V181H118L117 180V178H120L122 175H125L126 173H127V170H125V168H126V166H125V168H124V166L122 165V167L123 168H120L121 167V165H119L118 164V166L116 165L117 164V162H116V164H114V163H112ZM111 164V165H112ZM129 164V163H128ZM128 164H127V166H128ZM255 164V163H254ZM253 164V165H254ZM19 164H17V166H18ZM125 165V164H124ZM129 165V166H130ZM138 165V166H139ZM167 165H169V166H167ZM212 165V164H211ZM226 165H227V163H226ZM261 165V164H260ZM9 166H7L6 165V168L7 167H9ZM77 166H81V167H77ZM108 166V165H107ZM116 166V167H115ZM128 166V173L126 174L127 176L129 175L130 176V174H132L133 172V170L132 171H130L131 170V166L129 167ZM161 166H163V165H161ZM213 166V165H212ZM236 166V165H235ZM3 167V166H2ZM9 167V168H10ZM19 167V166H18ZM75 167H77V169H78V172L80 171V174L82 173V175H78V180L77 179H75V177H76V174H78V172L75 170L76 168ZM107 169H106V168ZM134 167H135V162H134ZM150 167V166H149ZM148 167V168H149ZM238 167H239V165H238ZM0 168H1V166H0ZM22 168V167H21ZM63 168V169H62ZM117 168H118V173H116L117 172ZM213 168H214V166H213ZM227 168V167H226ZM232 168V167H231ZM230 168V169H231ZM14 169V168H13ZM12 169V170H13ZM71 169H72V171H71ZM86 169H87V171H86ZM88 169L90 170L89 172H88ZM105 169V170H104ZM162 169V168H161ZM207 169V168H206ZM8 170V169H7ZM40 170V171H39ZM83 170V171H82ZM100 170V171H99ZM119 170H121V171H123V173L124 174H122V172L119 174ZM207 170H209V169H207ZM206 170V171H207ZM215 170H217V169H215ZM220 170H222V169H220ZM239 170V169H238ZM2 171V170H1ZM9 171H10V169H9ZM21 171V170H20ZM39 171V172H38ZM125 171V172H124ZM150 171V170H149ZM218 171V170H217ZM224 171V170H223ZM226 171V170H225ZM233 171V170H232ZM234 171H235V169H234ZM253 171V170H252ZM16 172V171H15ZM28 172V174H26ZM42 172V173H41ZM84 172V173H83ZM87 172V173H86ZM129 172H130V174H129ZM132 172V173H131ZM138 172V171H137ZM219 172V171H218ZM255 172V171H254ZM262 172H264V171H262ZM5 173V172H4ZM4 173H2V175L4 174ZM17 173V172H16ZM15 173V174H16ZM39 173V174H38ZM44 173V174H43ZM49 174L51 173V172H48ZM75 173V177H72L73 176V174ZM89 173V174H88ZM94 173V174H93ZM136 173V172H135ZM148 173V172H147ZM150 173V172H149ZM216 173V172H215ZM233 173V172H232ZM243 173H245V172H243ZM248 173V172H247ZM256 173V172H255ZM258 173V172H257ZM6 174V173H5ZM8 174V173H7ZM10 174H14V173H11L10 172ZM9 174V175H10ZM63 174L61 175V177L63 176ZM134 174V173H133ZM132 174V175H133ZM138 174V173H137ZM225 174V173H224ZM24 175V176H23ZM39 175V176H38ZM84 175V176H83ZM87 175V176H86ZM116 175L118 176V177H116ZM142 175V174H141ZM148 175V174H147ZM161 175V174H160ZM161 175V176H162ZM216 175V174H215ZM228 175V174H227ZM245 175H247V174H244V176ZM252 175H254V174H252ZM261 175H264V173H262ZM14 176V175H13ZM41 176H43V178L41 177ZM82 176V177H81ZM110 176H107V177H110ZM114 176V177H113ZM135 176V175H134ZM138 176V175H137ZM145 176V177H144ZM218 176V175H217ZM258 176V175H257ZM40 177H41V179H40ZM48 177H50L49 179H47ZM81 177V178H80ZM94 177V178H93ZM101 177H103V176H101ZM110 177V178H111ZM124 176H122L121 178H123ZM132 177V176H131ZM147 176H146V174H144L142 177H141V180H143V179H145ZM163 177V176H162ZM222 176H220L219 178H221ZM225 177V176H224ZM223 177V178H224ZM259 177V176H258ZM57 178H58V180H57ZM63 179H64V177H62ZM80 178V179H79ZM84 178V179H83ZM88 178V177H87ZM127 178V177H126ZM143 178V179H142ZM256 178V177H255ZM262 178H264V177H262ZM7 179V178H6ZM36 179H38V180H36ZM40 179V180H39ZM47 179V180H46ZM55 179V181H57L56 183H54L53 182V180ZM83 179V180H82ZM129 179H131L130 177H129ZM128 178H127V180H129ZM161 179H163V178H161ZM216 179V178H215ZM218 179V178H217ZM235 179V178H234ZM244 179V178H243ZM16 180V179H15ZM36 180V182H34V181ZM62 180V179H61ZM91 180H89V181H91ZM124 180H126V179H124ZM138 180V179H137ZM146 180V179H145ZM145 180H143V181H145ZM151 180V179H150ZM222 180V179H221ZM239 180V179H238ZM31 181V182H30ZM43 181V182H42ZM73 181V182H72ZM111 181V182H110ZM123 181V180H122ZM132 181H133V178H132ZM132 181H130L129 183L130 184H128V183H126L125 184V182H123L125 185H127V188H128V193L125 195H123L122 196V198H125L126 199V201H131L132 202V199H134L135 198V194H133L131 191L133 190H135V192L138 194V196L139 197H143L144 195H142V192H144V190H143V188L141 187V183L140 182H138L139 183V185H134V186H139V187H141V188H139L138 190L137 189H133V184H135V183H132ZM147 181V180H146ZM219 181V180H218ZM231 181H233L232 179H231ZM236 181V180H235ZM256 181V180H255ZM262 181H264V179H262ZM9 182H11L10 180H9ZM71 182V183H70ZM127 182V181H126ZM134 182H137V181H135L134 180ZM217 182V181H216ZM224 182V181H223ZM222 182V183H223ZM6 183H8V181L6 182ZM46 183V184H45ZM48 183V184H47ZM75 183H76V186H74L75 185ZM89 183V189H90V192H95V194H96V196H98L97 195V191L96 190H93L92 191V188L94 189L95 188V185H96V187H98L99 186V184H101L100 186H102V183H100L99 182V184L97 183V184H92V185H90L91 183L90 182H88ZM87 183V184H88ZM114 183V182H113ZM118 183H121V185H122V182H116V186H118L117 184ZM132 183V184H131ZM138 183H136V184H138ZM147 183V182H146ZM219 183V182H218ZM237 183H239V182H237ZM241 183V182H240ZM9 184V183H8ZM25 184V185H24ZM34 184V185H33ZM37 184H39V185H37ZM53 184V185H52ZM141 184V185H140ZM149 184H150V181H149ZM230 184V183H229ZM21 185V191H19V193L17 194L16 192H17V189L19 188L18 186H20ZM33 187H32V186ZM37 185V186H36ZM42 185H46L47 187V189L49 188V187H51L50 189H48V196H47V194L46 195H44V196H46V197H48L47 199L44 197V199L45 200H43L42 202H44V203H46V206H45V204H39L37 207H35L36 209H32V208H30V207H32V206H30L29 207V209H28V206L30 205V202H32L33 200V203H35V200L36 199H34V197L32 196L33 194H35V195H37L38 196V199H39V193H36V191H38V190H40L41 191V189L43 190V188H42ZM54 185H55V187H54ZM112 185V186H111ZM120 185V184H119ZM120 185V186H121ZM148 185V184H147ZM165 185V187H162V186H164ZM236 185V184H235ZM23 186V187H22ZM31 187V189H35L34 190V193L33 192H27V191H29L30 189H28V187ZM41 187V189H40V187ZM49 186V187H48ZM55 188H53V187ZM56 186L57 187H59V188H57V190H56ZM90 186H91V188H90ZM109 186H111V187H109ZM17 187V188H16ZM38 187V188H37ZM68 187H70L69 188V191L67 190L68 189ZM119 187V186H118ZM147 187V186H146ZM220 187V186H219ZM228 187V186H227ZM226 187V188H227ZM11 188V187H10ZM45 187H44V189H46ZM62 188V189H61ZM66 188V189H65ZM100 188V187H99ZM127 188H124V189H126L127 190ZM232 188V187H231ZM240 188V187H239ZM242 188V187H241ZM22 189H23V191H22ZM24 189L26 190V191H24ZM46 189V190H47ZM61 189V190H60ZM64 189L66 190V193L64 192ZM73 189V190H72ZM89 189H88V191H89ZM109 189H108V191H106V193L108 194L109 193ZM123 189V188H122ZM223 189V188H222ZM221 189V190H222ZM228 189H230V186H229V188ZM15 190V191H14ZM53 190V191H52ZM72 190V191H71ZM78 190H79V193H78ZM114 190H115V187H114ZM125 190V191H126ZM219 190V189H218ZM242 191L243 190H245V189H241ZM259 190H261V188L259 189ZM3 191H6L7 192V195L5 194L6 192H3ZM50 191H52V193L50 192ZM62 191V192H61ZM67 191H68V193H67ZM105 191V190H104ZM103 191V192H104ZM237 191H238V188H237ZM3 192V193H2ZM20 192H23V193H25L26 192V194L24 195V194H21ZM54 192H56V193H54ZM59 194H58V193ZM82 192V193H81ZM86 192V193H85ZM89 192V193H90ZM124 192V191H123ZM211 192H213V191H211ZM219 192V191H218ZM244 192V191H243ZM10 193V194H9ZM16 193V194H15ZM27 193H29L30 194V196H29V194H27ZM33 193V194H32ZM41 193V192H40ZM49 193L51 194V195H49ZM84 193V194H83ZM93 193H91V194H93ZM110 193V194H111ZM155 193H154V195H155ZM215 193V192H214ZM257 193H259V192H257ZM256 193V194H257ZM5 194V195H4ZM12 194H14V195H12ZM57 194V195H56ZM68 194H69V196H68ZM73 194H74V192H73ZM72 194V195H73ZM104 194V193H103ZM216 194V193H215ZM214 194V195H215ZM220 194V193H219ZM247 194V193H246ZM246 194H243V195H246ZM252 193H250V195H251ZM262 194V193H261ZM9 195V196H8ZM15 195H18L17 197H19V198H17V197H15ZM20 195H22V197H26V199L24 198H22ZM24 195V196H23ZM106 195V194H105ZM146 195V194H145ZM254 195V194H253ZM253 195H251V196H253ZM258 195H260V194H257V196ZM4 196V197H3ZM94 196V195H93ZM121 196V195H120ZM119 196V197H120ZM220 196V195H219ZM255 196V195H254ZM8 197V198H7ZM9 197H11V198H9ZM53 197V198H52ZM104 197V196H103ZM144 197H146V196H144ZM250 197V196H249ZM260 197V196H259ZM6 200H5V199ZM14 198V199H13ZM17 198V199H16ZM57 198V199H56ZM98 198V197H97ZM109 198H110V200H109ZM121 197L120 198H118V200H119V202H120V200L122 199ZM147 198V197H146ZM235 198V197H234ZM10 199H12V200H10ZM41 199H42V197H41ZM54 199V200H53ZM66 199V200H67ZM112 199V200H111ZM250 199V198H249ZM14 200V201H13ZM15 200H16V203H15ZM19 200V201H18ZM31 200V201H30ZM56 200V201H55ZM63 200V202H65ZM90 200L92 201V202H90ZM123 200V199H122ZM137 202H136V201ZM146 199H143V200H139L140 202H141V204H139L140 202L138 201V199H137V197H136V199H134V203H135V205L136 206H138V208H139V206L140 207H142L141 205H145V204H143L144 202L143 201H145ZM235 200V199H234ZM244 200H246V198L244 199ZM254 201H255V199H253ZM258 200V199H257ZM3 201H5L4 203H3ZM10 201V202H9ZM52 201V202H51ZM94 201L95 202H97V203H94ZM111 201H114V203H113V206H112V202ZM193 201V200H192ZM247 201V200H246ZM9 202V203H8ZM11 202H14V203H11ZM85 203H86V201H84ZM84 202H83V204H84ZM130 202V203H131ZM190 202V201H189ZM22 203H24V204H22ZM26 203V204H25ZM76 203V202H75ZM111 203V204H110ZM127 203V202H126ZM138 205H137V204ZM191 203V202H190ZM202 203V202H201ZM200 203V204H201ZM250 203V202H249ZM6 204V205H5ZM13 204H15V206L13 205ZM80 204V203H79ZM109 204L112 206V208H111V206H109ZM129 204V203H128ZM128 204H126L127 206H126V208L128 207ZM10 205V206H9ZM23 205V206H22ZM78 205V203L76 204V206ZM94 205V206H95ZM100 205V206H99ZM134 204H132V205H130V207L131 208H128V209H132V206H133ZM134 205V206H135ZM159 205H160V207H159ZM161 205H162V208H161ZM190 205H192V203L190 204ZM19 206V207H18ZM25 206L27 207V209H28V212L29 211H31L32 212V214H33V216H35L36 215V217H34V218H37V213H35V211L37 212H40V213H38L39 215V218L38 219H40L41 220V222H40V225H42V227L43 228H46L47 227V229H45V231L46 230H48V231H46L45 232V237H44V235L40 232V230L38 231V230H36L37 228H39V226L38 225H34V222L32 221V225H34V226H32L33 228H32V231L34 232V231H37L36 233H38V234H40V235H38V236H40V237H34V234L35 233H33L32 235H30V233H28V231H27V233H26V231H24V229H20L21 231L23 230L24 231V234H25V236L23 235V231L20 233V230L18 231L14 226H15V224L14 223H16L17 224V220H18V215H20V214H22V213H17V212H21L22 210H24L25 209ZM43 206V207H42ZM44 206H45V208H47V210L46 211H42L43 210V208H44ZM56 206V205H55ZM105 206V207H104ZM108 206H109V208H108ZM155 206V207H156ZM193 206V205H192ZM5 207V208H4ZM12 207V208H11ZM21 207L23 208V209H21ZM39 207H41L40 209H39ZM86 207V208H85ZM125 207V206H124ZM145 207V206H144ZM186 207V206H185ZM191 207V206H190ZM0 208V209H1ZM9 208V210H6V209H8ZM95 208V209H94ZM101 210H100V209ZM103 208V209H102ZM119 208H122V207H119ZM134 209H135V207H133ZM183 208H184V206H183ZM188 208V207H187ZM186 208V209H187ZM195 208V207H194ZM11 209V210H10ZM13 209V210H12ZM38 209V210H37ZM42 209V210H41ZM128 209H126V210H128ZM140 209L141 208H139V211H140ZM143 210H144V208H142ZM141 209V210H142ZM189 209V208H188ZM191 209V208H190ZM193 209V208H192ZM254 209V208H253ZM256 209V208H255ZM42 212H41V211ZM73 210V211H74ZM96 212H95V211ZM5 211V212H4ZM11 211H13V213L11 212ZM15 211V212H14ZM91 211V212H92ZM106 211H107V213H108V215H107V213H106ZM125 211V210H124ZM124 211L122 210V212L124 213ZM131 211V212H130ZM129 212L128 211H125V213H124V217H125V219H126V221H129L128 219H130V221L132 220V219H134V220H137L138 221V216L139 215H141V213H136L137 214V218H133V216H135L136 217V214L134 215V211H132V210H130ZM136 211H137V209H136ZM157 211V212H156ZM161 211V213H159ZM8 213V215H10V216H8L7 215V213ZM111 212V211H110ZM129 214H128V213ZM133 212V213H132ZM143 212V211H142ZM181 212V213H180ZM187 212V211H186ZM233 212V211H232ZM17 213V214H16ZM106 213V214H105ZM185 212H183V214H184ZM188 213V212H187ZM24 214V213H23ZM45 216H44V215ZM112 214V215H111ZM117 214V213H116ZM116 214L114 213V215H113V220L110 218V220L111 221H114L115 219H114V217L116 218ZM128 214V215H127ZM143 215H144V213H142ZM153 214V213H152ZM151 214V215H152ZM158 214H160V216L158 215ZM197 214V213H196ZM234 214V213H233ZM3 215V216H2ZM41 215V216H40ZM75 215V216H76ZM96 215H98V213L96 214ZM127 216V218H126V216ZM146 215V214H145ZM149 215V214H148ZM157 215V216H156ZM185 215H187V214H185ZM251 215V214H250ZM8 216V217H7ZM13 216H16V218L15 217H13ZM25 216V214L23 215V217ZM66 216L68 217L67 219H65L66 218ZM79 216V217H80ZM119 216H121V215H119ZM147 216V215H146ZM146 216H141V217H139V221L141 220V221H143L144 219H147L146 218ZM189 217H190V215H188ZM193 215H192V213H191V217H192ZM195 216V215H194ZM255 216V215H254ZM257 216V215H256ZM256 216H255V218H256ZM258 216H260V215H258ZM8 219H7V218ZM14 219H16V220H14ZM21 217V216H20ZM41 217V218H40ZM65 217V218H64ZM122 217V219L123 220H125L124 218H123V215L121 216ZM142 217H144V219L142 220L141 218ZM150 217V216H149ZM149 217H148V219H149ZM187 217V216H186ZM196 217V216H195ZM261 217H264V216H260V217H258L257 219H255L254 217H253V220L255 219V220H257V221H255V222H262V220H258V219H260ZM46 218V219H45ZM47 218L49 219H51L52 218V221H54L55 222V225L54 226H52V227H50L49 226V224L46 222L47 221ZM60 218V219H59ZM71 218V219H70ZM188 218V217H187ZM7 219V220H6ZM12 219L14 220V223L12 222ZM24 219H26L25 217L23 218V219H21V218H19V220H18V224L21 226H23L26 222H27V220H24ZM43 219H45V220H43ZM54 219V220H53ZM57 219V220H56ZM62 219V220H61ZM186 219V218H185ZM235 219V218H234ZM29 220V219H28ZM39 220V221H40ZM60 220V221H59ZM68 220H70V221H68ZM110 220L108 221V225H105L104 227H106V228H108V230H109V232H110V230H112L113 229V226L111 225V223H110ZM118 220V221H117ZM120 217H119V219H116V221H114V223H116L117 225H118V223H120L122 220H120ZM180 220V221H179ZM227 220V219H226ZM252 220V221H253ZM26 221V222H25ZM31 221V220H30ZM45 221V222H44ZM58 221V222H57ZM65 221V222H64ZM133 221V220H132ZM140 221V222H141ZM146 221V220H145ZM179 221V222H178ZM185 222L187 221L188 223L190 222V221H188L187 219L186 220H184ZM235 221V220H234ZM12 222V223H11ZM70 223V225L68 224V223ZM72 222V223H71ZM79 222V223H78ZM105 222V221H104ZM103 222V223H104ZM151 222V221H150ZM260 222V223H261ZM11 223V224H10ZM24 223V224H23ZM60 223V224H59ZM74 223V225H78L77 227H76V229H75V227H71V225ZM77 223V224H76ZM122 223H123V221H122ZM135 224H136V221L134 222ZM183 223V222H182ZM183 224L182 225V228L181 227H179L181 230H183V227H185V226H187V225H189V224H191V222L189 223V224ZM4 224H3V226H4ZM12 225L13 224V226H11V227H13V229L10 227V225ZM17 224V225H18ZM45 224V225H44ZM48 224V225H47ZM84 224V225H83ZM86 224V225H85ZM91 224V225H90ZM93 224H95L94 222H93ZM106 224V223H105ZM111 226H110V225ZM128 224V223H127ZM140 224L141 223H137V225L136 226H140ZM144 224V223H143ZM193 224V223H192ZM230 224V223H229ZM80 225V226H79ZM185 225V226H184ZM255 225V224H254ZM58 226H60V227H58ZM87 226L88 227H90V228H88L87 229ZM110 226V227H109ZM119 226H121V227H119ZM118 227H119V230H120V228H122V226L124 227L125 226V223H123V225H119ZM134 226V225H133ZM151 226V225H150ZM224 226V225H223ZM55 227V228H54ZM81 227V228H80ZM84 227H86V229L84 228ZM103 227V226H102ZM126 227H127V225H126ZM6 228V229H7ZM9 228H8V231H9ZM25 228H27V224H26V227ZM57 228H58V231H57ZM71 228H72V230L73 229H75V231L74 232H72L71 231ZM99 228V227H98ZM97 228V229H98ZM111 228V229H110ZM138 228V227H137ZM5 229V228H4ZM6 229H5V231H6ZM28 229H30V227H28ZM63 229V230H62ZM83 229H85V230H83ZM117 229V228H116ZM122 229H124V230H126L125 228H122ZM156 229V230H155ZM204 229V228H203ZM80 230V231H79ZM100 230V231H99ZM99 230L97 231L99 234H98V237L99 238H102L104 235H105V237H107L106 235L108 234L105 230H103V229H101V226H100V228H99ZM102 230V231H101ZM107 230V229H106ZM197 230H199V229H197ZM200 230H201V228H200ZM199 230V231H200ZM204 230H206V229H204ZM9 231V232H10ZM66 231H68V232H66ZM77 231H78V233H77ZM83 231L85 232V233H83ZM105 233H107V234H105ZM178 231H180V230H178ZM208 231V230H207ZM206 231V232H207ZM40 232V233H39ZM49 232H50V234H49ZM53 232V233H52ZM59 232V233H58ZM79 232H81V233H79ZM121 232H122V230H121ZM125 232V231H124ZM127 232V231H126ZM156 232V233H155ZM55 233V234H54ZM58 233V234H57ZM61 233V234H60ZM66 233V235H64ZM70 235H68V234ZM117 233V232H116ZM119 233V232H118ZM155 233V234H154ZM177 233H178V235H177ZM54 234V235H53ZM80 236H79V235ZM86 234V235H87ZM111 234V233H110ZM133 234H135V233H131V235H133ZM42 235V236H41ZM58 235L60 236H62V237H65V240L67 239V241H68V244L71 246H68L69 248H67V246H66V244H67V241H66V244H64L65 245V247L63 246L62 248H61V246H58V242L60 243V241L59 240H61L63 243L65 242V241H63V238H61V236L59 237V239H58ZM71 235H75L73 238H72V236ZM102 235V236H101ZM115 235H118V234H115ZM126 235V234H125ZM124 235V236H125ZM128 235H130V234H128ZM130 235V236H131ZM187 235V234H186ZM209 235V234H208ZM2 236V235H1ZM8 236V235H7ZM14 236V237H13ZM33 236V237H32ZM35 236H37L36 234H35ZM50 236V237H49ZM52 236V237H51ZM68 236H69V238H68ZM80 238H79V237ZM113 236V235H112ZM151 236H153V238H151ZM189 236H191V235H189ZM196 236V235H195ZM204 236H206V235H204ZM214 236V235H213ZM25 238L23 241H22V239L23 238ZM30 237V238H29ZM46 237L48 238H50V239H52L53 240V242H54V239L56 238V239H58L57 241H55L54 243L56 244V246H54L55 244H51L52 242L50 241V239H47L48 241H46ZM54 237V238H53ZM104 237V238H105ZM126 237H128V236H126ZM178 237V238H177ZM194 237V236H193ZM2 238H0V239H2ZM13 238V239H12ZM35 238V239H34ZM39 240H38V239ZM44 238V239H43ZM73 240H72V239ZM77 238V239H76ZM129 238V237H128ZM133 238V237H132ZM200 238L202 239V240H200ZM211 238V239H210ZM257 238V237H256ZM6 239V240H5ZM16 239V240H15ZM17 239H18V241H17ZM81 239V241H79ZM227 239V238H226ZM242 239H243V237H242ZM245 239V238H244ZM10 241V243H11V241H13L11 244H9V241ZM71 240V241H70ZM79 241V243L78 242H75V241ZM216 240H218V241H216ZM239 240V239H238ZM4 241H5V243L9 246V247H7V245L4 243ZM20 241H22V244L20 243ZM46 243H45V242ZM72 241H74V242H72ZM107 241H108V239H107ZM140 241H141V239H140ZM202 241H204V242H202ZM214 242V243H212V242ZM253 241V240H252ZM0 242V243H1ZM16 244H15V243ZM27 242V241H26ZM49 242V243H48ZM85 246L86 245H88L86 248H88L89 246H90V244H91V242L90 243H88V241H86L85 240ZM109 242V241H108ZM107 242V243H108ZM216 242H217V244L218 243H220V244H216ZM250 242V241H249ZM254 242V241H253ZM252 242V243H253ZM43 243V244H42ZM204 243H205V245H204ZM227 243V242H226ZM225 243V244H226ZM246 243V242H245ZM15 244V245H14ZM29 244H31V245H29ZM76 244V245H77ZM81 244H83L84 245V242H82ZM207 244V245H206ZM212 245V247H211V245ZM214 244H216V245H214ZM225 244H224V246H225ZM25 245V246H24ZM75 245V246H76ZM80 245V244H79ZM100 245V244H99ZM199 245V246H198ZM230 245V244H229ZM228 245V247L230 248V246ZM250 245V244H249ZM6 246V247H5ZM28 247V248H26L25 249V247ZM52 246L54 247V248H52ZM81 246V245H80ZM85 246H83L82 248H84ZM121 246V244L118 246L119 247V251L120 250H122V251H120V252H118V253H120V254H125V256H126V249H125V247L124 246H122V248L120 247ZM204 246V247H203ZM208 246V247H207ZM218 246V248H216ZM21 249H20V248ZM33 249H32V248ZM40 248H37V250L36 251H34V256L32 257L31 256V254L29 255L28 254V256L29 257H32L33 259L34 258H36V259H34L36 262L34 263V264H42V261H41V258H40V256L39 255H41V257H43V254H44V252H45V254H47V251H45V250H43V247L42 246H39ZM74 247V246H73ZM78 247V246H77ZM76 247V248H77ZM94 247H96V248H94ZM94 247L92 246L91 248H92V251L93 250H95V249H100L101 247H97V246H95L94 245ZM103 247H105V246H103ZM108 246H106V248H107ZM222 247V246H221ZM247 247V246H246ZM250 247V246H249ZM5 248V249H4ZM81 248V249H82ZM86 248H84V249H86ZM94 248V249H93ZM106 248H102L101 250H95V251H98V253H100V251H102V254L104 253L105 254V256H107V254H108V250H110V246L106 249ZM117 247L116 246H114V249H116ZM212 248L214 249H216V250H218V253H219V256H218V254L216 253L215 254V251L214 252H212L213 250H212ZM223 248V247H222ZM226 247H224L223 248V253L225 252V249ZM6 249H8L7 251H5ZM11 249V250H12ZM17 248L15 247V250H16ZM36 249V248H35ZM39 249V250H38ZM80 249V250H81ZM84 249H82L81 250V252H80V250H79V247H78V253L83 257V254H85L86 255V253H87V249L85 250L86 251V253H84L83 252V250ZM89 249V248H88ZM201 249V250H200ZM202 249L204 250L203 252H202V257L199 255V253H201V251H202ZM228 249V248H227ZM14 249H13V251H15ZM43 250V251H42ZM48 250V249H47ZM60 250V251H61ZM105 250H107V251H105ZM31 251H29V253L31 252ZM40 252V253H38V252ZM88 251H90V250H88ZM116 251V250H115ZM199 251V252H198ZM8 252V253H7ZM49 252V251H48ZM59 252V251H58ZM69 252H70V250H69ZM74 252H77V250H75V248H74V251H72L71 250V253H73L72 255L75 257V255H74ZM83 252V253H82ZM110 252H111V250H110ZM122 252V253H121ZM4 253V254H5ZM15 253H16V251H15ZM13 254L14 255V259L12 258L13 257V255H12V257L10 258L11 259V261H10V259H9V257H7L9 260V263L8 264H10V263H12L13 264V262L15 261V263H20V264H22V263H24V262H22V259L20 258V259H17L18 257L16 256V254ZM23 254H24V252H22ZM89 253V252H88ZM87 253V255L86 256H88L89 254ZM113 253V252H112ZM213 253V254H212ZM32 254V255H33ZM36 254L38 255L37 257H35L36 256ZM50 254V253H49ZM49 254H47V255H49ZM69 253H67V255H68ZM92 254V253H91ZM102 254H100V256L102 255ZM104 254H103V256H102V261L100 260V264H106L107 262H109V263H107V264H113V262H115V263H117L116 261H114V260H112V259H108L107 257H104ZM145 254H147L146 255V257H145ZM173 254V257L171 256ZM241 254H242V252H241ZM1 255V254H0ZM3 255V254H2ZM47 255L45 256V258L47 257ZM84 255V256H85ZM95 255V254H94ZM99 254H97V256H98ZM112 255V254H111ZM195 255H199V256H197V259H196V257H195ZM205 255V256H204ZM217 255V256H216ZM27 256V259L25 260H23V261H25V262H28L29 263V260H31V258L28 260V257ZM68 256H71V255H68ZM108 256L110 257V254H108ZM175 256V257H174ZM203 256H204V258H203ZM214 256V257H213ZM224 256V255H223ZM1 257V256H0ZM4 257H6V255L4 256ZM50 257H51V255H50ZM55 257H56V255H55ZM55 257H53V258H51V259H53L52 261H54V258ZM105 259H104V258ZM113 257V256H112ZM127 257V256H126ZM253 257V256H252ZM259 257V256H258ZM257 257V258H258ZM6 258V259H7ZM26 258V257H25ZM39 258H40V260H39ZM44 258V257H43ZM42 258V259H43ZM48 258H49V256H48ZM93 258L95 259V260H97L96 259V257H94L93 256ZM97 258H99V259H101L99 256L97 257ZM116 258V260H118L119 261V259L117 258V257H115ZM114 258V259H115ZM201 260H200V259ZM225 258V257H224ZM250 258V257H249ZM248 258V260H246V263H248L247 261H249V260H252V258H250L249 259ZM5 259V261H6V264H7V260ZM17 259V260H16ZM50 259V260H51ZM56 259H58L59 260V258L58 257H56L55 258V261L57 262V260ZM62 259V258H61ZM69 259V261H72V260H70V259H73V262L75 261L76 262V260L78 261V259H80L79 257L78 258H73V257H70V258H68ZM99 259H98V261H99ZM107 259H108V261H107ZM126 259H128V258H126ZM195 259V260H194ZM206 259V260H205ZM220 259V258H219ZM228 259V258H227ZM259 259V258H258ZM3 260V259H2ZM19 260V261H18ZM28 260V261H27ZM65 260V259H64ZM86 261H87V259H85ZM84 260V261H85ZM90 260H92V262H93V259L92 258H90ZM89 259H88V261H87V263L89 264L90 261ZM122 261H124L123 259H121ZM146 260V259H145ZM205 260V261H204ZM212 260H214V261H212ZM230 260H231V258H230ZM13 261V262H12ZM38 261V262H37ZM55 261L53 262V264H57V263H55ZM80 261H83V260H79L78 262H80ZM103 261H104V263H103ZM107 261V262H106ZM122 261H119L120 263H126L125 261L124 262H122ZM130 261V260H129ZM202 261V262H201ZM209 261V260H208ZM218 261V260H217ZM254 261V258H253V260H252V262ZM1 262V261H0ZM31 263L30 264H33V262L34 261H30ZM41 262V263H40ZM59 262L62 264L63 262H61V260H59ZM74 262V263H75ZM106 262V263H105ZM111 262V263H110ZM118 262V263H119ZM145 262H147V260L145 261ZM200 262V263H199ZM211 262H214V263H211ZM225 262V261H224ZM251 262V261H250ZM17 263V264H18ZM52 262H50V264H51ZM86 263V262H85ZM97 263V262H96ZM117 263V264H118ZM119 263V264H120ZM149 263H145V264H149ZM228 263V262H227ZM240 263V262H239ZM3 264V263H2ZM26 264V263H25ZM59 264V263H58ZM71 264H73V263H71ZM78 264V263H77ZM91 264H95V263H91ZM98 264V263H97ZM129 264V263H128ZM206 264V263H205ZM242 264V263H241ZM251 264H253V263H251Z\"/></svg>", "mask_w": 264, "mask_h": 264}]
</instances>
